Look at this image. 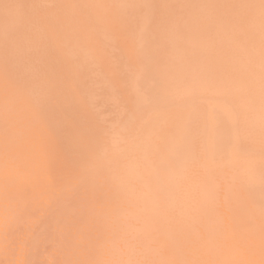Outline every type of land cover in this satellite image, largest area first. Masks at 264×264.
I'll return each instance as SVG.
<instances>
[{
    "label": "rangeland",
    "instance_id": "obj_1",
    "mask_svg": "<svg viewBox=\"0 0 264 264\" xmlns=\"http://www.w3.org/2000/svg\"><path fill=\"white\" fill-rule=\"evenodd\" d=\"M23 1H25V0H23ZM33 1H34V4L32 6ZM44 1H45L43 3L44 5L39 3L40 1L37 3V4H41V8L38 5L39 9H42V7L45 6V7L49 8V11H48V8H44V9H46L45 12L51 13L52 12L51 8H54L53 12L57 11V12H54V14L57 17H59V18L56 17L57 20H56V18L54 20L55 22L58 21L57 22L58 24L57 25L55 24L56 26H54V24H53V26H49V28H51V31L54 28V30L56 31L55 33H57V35H58V36H55L54 31L51 32L50 38L52 41L51 45L53 47L50 46L49 44H47L50 47L49 51L51 52V49L55 48L53 44H56V43L59 44V46L56 45V48L57 49L59 48L60 52H61V50L64 51V53L66 55H64V54L63 55L65 57L68 56L66 61L68 60V58H69V60H70V58H72L71 62L73 64H71L69 62V60L66 63V61H64L65 57L64 58L61 57V53H63V52H61V53L58 52V53H60L59 56L63 59V60L62 59H60V60L64 61V62H62V64L64 65V66L62 65L63 68L61 66V62L59 63L60 64L59 69H57V66H55V64H53V62H51L53 65L48 67V64H51V63H49V61H52L51 57L48 58V56L50 54V52L48 51L49 47H47V45L43 46L42 44H40V47L38 46L39 45L38 42L40 40H43V38L42 39L39 38L40 40L39 41L37 40L38 42L36 41L38 45L36 44V42H35V44L32 42L29 44L30 40L34 42L38 38L36 32H33L37 38L35 39L34 34H33L32 36L34 37L33 38L34 40L29 39V41L27 43L25 42L26 44L24 43V45L25 46L27 44L28 45L26 47L23 45L24 48L22 50L25 51V48L27 49L28 46H31V45L35 46L36 45V47L38 46V48H41L42 52H44L46 50L47 52H49V54L45 51L44 52L45 54L43 57L42 52L40 54L38 51H36L39 53V55H41V57L43 59L42 60L40 58V56L36 57L37 54H36V52H34L35 50H40V49L34 48L35 50H33V47L31 46L29 48H32L30 50H32L33 52L28 51L29 50V48H28V50H26L28 52L25 51V55H26L25 57L26 58L23 60L24 62L21 61V58H22L21 56H20L21 58L19 59V62H21L22 64L26 63V65H27V62H29V61H27V62H25V61L27 59L28 60L31 59L33 61L34 59H32V57L34 55H32V54L34 53L36 59L38 58V61H40V60H42L43 62L46 61L45 64L47 63L46 65H47L48 69H45L46 65L42 64L43 62L41 63V61L38 62L39 63V65H38L37 62H35V61H37L35 59L34 62H32V65L29 64L27 66L30 68H32V66H33L32 72H34L38 68H39L38 71H40V69H42V71H40L41 75H39L40 73L38 71H36V73H34V75H33V73L30 72V70H32V69H29V68H28V70L26 68V71L30 72V73H28V75L25 74V71H23V70H25L24 67H27V66L26 65L24 66V65L19 63L20 66L22 65L21 67L19 66L20 68H22V69H20L22 73H20V72L19 73L23 74V72H24V74L27 75L26 77L24 74L21 75V76H24V79L26 78L25 81H23L24 79H22V77H19V76L17 78H19L20 80L18 79V81H16L17 78L15 77L13 79V77L11 76L12 77L11 80H13V81L15 80L16 83H20L21 88L22 89L24 88L22 91H24L25 87H27L29 85L30 86L27 87L28 91H30L29 88L37 87V85L39 86L40 84L42 86V83H43V88H44L43 91L47 92L48 94L38 93L34 89H33L34 91H32V89H31V92H33L32 94L34 95V97L36 96V98H38V99H39V97L41 98V99H39L41 101V103L39 100H37V102H35L36 101L35 98L32 99L33 107H35V105H36V107H35L36 109H37V107L41 109L40 105L42 106L44 104H47V106L44 105L45 108L42 106V110L38 109V112H37V110H35V108L32 110L33 107L31 105H29L31 103V101L30 102L28 101L29 104H27V106H25L26 104H23V103H25V99L21 98L22 95L20 96V98H19L18 94H17L18 98L15 97L16 96L15 92H18L19 90H21L20 87L18 88L19 85L18 84H16V85L12 84L13 85L12 86L10 84L11 96H12V93L14 95L13 97H10V99H12V98L18 99V102H14V101L10 100L12 103H14L12 105L10 104L11 108H13V105H14V107H16V103L22 107V109H21L22 111H20V113L17 109H14V108L11 109L14 111V116L13 117L10 116V118L12 117L11 119H14V120H11L12 122L10 121V130L11 131L13 129L17 130V128H19V126L21 127V125H23L24 122H22V121L27 120L25 123L28 124V128H29V126H30V128L29 129L27 128V131H26V128H24L25 132H28V130L30 131L32 128L33 129L31 130V132L33 130L34 131L36 130V131L32 132V133L28 132V134H27L28 136L26 135V133L16 131L14 133L13 137L12 136L10 137V138H12L10 140V143H12V144H5L2 140H0V143L2 142L3 146L7 145L8 148H13L12 150H10V153L16 152V154H10V156L12 158H14V159L10 158V160H12V161H10V163H12L14 161L12 164H16V166L15 165H10V166L11 167L15 166V169L10 167L11 171L7 172L6 168H4L2 166V163H0V166H2L4 168L3 171L6 174L4 179H0V181H2L1 183L3 184V186L0 188H1V190H3V188H5L4 192L6 193V194H3L2 196L10 195L8 198H9V200H12V201H9L8 199H6L7 200L6 202H4V203L0 202V206H2V207H0V212H2V213H0V251H1V249H3L0 252V258H2L3 256L7 257L5 259H3V258L0 259V262H1V260H3V261L5 260L6 261V262L4 261L5 263L2 262L3 264H190V263L191 264H264V146H263L264 145V126L261 125V124H264L263 123L264 122V65H263L264 64V41H263L264 40V0H173V3H171L172 0L170 2H169V0L168 1L167 0H156V1L151 0V2H149L150 0H141V2L144 1L142 4L144 6H146L147 9L150 8L152 5V7L148 10L143 9L144 7L139 2L140 0H131L132 1L131 4H130V0L129 1L128 0H126V1L125 0H122V1L121 0H115V2L117 4L114 2V0H111V2L108 0H105V1L104 0H102V1L94 0L95 5H93L94 1L92 2V0H91V2H92L91 4L93 6V8L91 7V9H93V11L90 10L91 4L89 6V2H87L88 0L85 1V2H87L85 6H84V4H81L84 0H81L82 2L80 0H78L77 2H76V0L75 1L71 0V1L76 2L75 4L79 3L82 6L81 5L77 6L74 3L71 4L72 2L68 0L69 6H71V7H72V5L77 6V8H75V7L70 8L69 7L70 12L68 10L63 9L64 3L66 1H63L64 2L63 4L61 3L60 8L56 7L57 3H55L56 5L53 4V6H55V7H53L52 5H51V7H49L50 2L48 0H44ZM118 1H120L121 3ZM160 1L161 2L165 1L163 3V5L165 6L167 13H165V11H164L165 9L155 8V7H158L157 2L160 3ZM41 2H43V1H41ZM48 2H49V4H48ZM102 2H104V3H102ZM126 2H127V4H126ZM155 2H156V5L154 6ZM168 2L170 3V5L168 4ZM177 2H178V4H177ZM11 3H12V5L10 4V6L16 7L17 10L20 9V8H18L19 5L17 4L16 0H11ZM14 3L16 5H14ZM18 3H20L19 0H18ZM99 3H101V4H99ZM28 4L31 7H27ZM37 4L35 3V0H29V1L26 0V3H24V5L26 7L27 13L24 12L23 15H21V14L19 15L18 11H20L19 13L25 11L24 9H23V11L20 9L18 11L16 10L17 12L15 11L16 13H13V15H11L12 12H14V11L10 10V14H7L9 16L5 15V18H4V15H3V17L0 18L1 24L4 23V21H6L5 22L6 26L3 28L4 30L5 29L9 30L8 27H10V29H11V27L13 29L14 28L16 29L17 27H14L15 25L21 26L20 29L22 31H20L18 28L16 29V31L12 30V29L10 30V34H12L15 31L12 35H10V38L15 36V38H12L14 40V41L12 40L14 44H16V45L20 44L21 40L25 38V36H22L23 38L21 39V36H19V35L27 34L29 36L31 31L38 30L37 28H39L40 25H41L40 28H42L43 23L40 24L39 19L44 18L42 16H44L43 13H45V12H44V10L39 11L38 7L36 6ZM66 4L67 3H65L66 9H68V5H66ZM103 4L107 5L110 8V10L108 9L107 6H106V8L104 7V9H106V10H104V9L102 10L101 8L104 6ZM128 4L130 6L132 5V7H130ZM160 4H162V3H160ZM238 4H239V6H238ZM21 5L22 4H20V6ZM34 5L36 6L35 10H34ZM115 5H117V6L120 5V7L115 8ZM125 5H126V9H125ZM217 5L222 6L223 9L222 10H213V9L219 8V7H217ZM57 6H59V5H57ZM61 6H63V8H61ZM96 6L98 7V10L100 9V11L102 13L101 12L99 13V11L97 12ZM99 6H101V7H99ZM139 6L142 8H140ZM166 6H167V8H166ZM25 7H23V8H25ZM83 7H84V9L81 10ZM112 7H114V8H112ZM153 7H154V9H153ZM168 7H169V10H168ZM27 8L28 9L30 8L29 13H28ZM31 8H32V11H31ZM36 8H37V11H36ZM73 8H75L76 10H73ZM78 8L80 9L79 11H78ZM95 8H96V13L97 14L99 13L98 15L101 16V18L103 17L102 19H104V22L107 23V25H109V27L114 25V24L110 25L108 23L109 22L111 23L110 19H112L115 16L116 17L112 19L113 22L115 21L116 18H117L116 20L118 21L117 22L118 24L121 21L122 22L120 23V25L118 27L117 26H114L115 28H113V26L111 28L108 27V29L110 30V32H109L106 24L101 25L100 21L102 22V20L98 19L100 17H98L96 15V13L94 12ZM139 8L141 9V11L145 10L147 13L149 12V14L146 13L147 14V16H146L145 11L143 13V11L141 12ZM58 9H60V10H58ZM113 9H115V10L119 9V11H115ZM120 9H121V12H120ZM127 9H128V11L130 10L129 12L132 14H130L127 11ZM152 9H153V11H152ZM158 9L162 10L161 11L162 20L158 16L160 14V10H158ZM112 10H113V12H112ZM65 11H67L68 13L74 12L71 15L72 17L71 16L69 17V18H71L69 20H71L72 22L74 21V20H72V18L74 19L76 17L75 20H78V18H81V20L79 19L80 22L77 21L78 23H74L76 25H74L70 21V26L73 27L72 31L75 30L76 34L78 32V35H75V36L81 37V34L84 36L83 32H85V35L87 34L86 37H89V38L85 37L86 41H85V39L81 41V45L84 41V43H83L84 49L83 50L85 51V53H86V50L88 47H91L94 42L96 43V41H97L96 36L98 37V35L100 34L99 40L101 41V43L103 42L102 44L100 43L101 44L100 50H101V47L102 48L104 47V49H102L101 51L98 49V51H100L102 53H100V52L95 53V50L93 53V52H91L92 50H90L92 48H90L89 49L90 52L87 51V55L85 53H83L84 56H89L88 55L89 53H92L93 55L96 56L97 54L100 53L102 55L104 54L103 57L104 56L106 57L107 53L105 51V53H106L105 54L104 50L111 48L110 51L107 50L110 57H106V60L104 59L105 62L102 60L103 59V57H101L102 55H99V56L97 55V57L94 56L95 58L92 56L89 57V58H91V61H93L92 58H94L96 60V62H97V59H99L98 57H100L101 58L100 60L103 62H101V61H100V63L97 62V63H99V65L100 64L102 65V63H106L109 59L108 63H106L107 65L104 64L105 68L108 67L107 71H105L106 69H104L102 67L103 65L99 66V68L100 67L102 68V73H103V71L105 74L110 73V74H108L109 76L107 75L108 77L107 76L105 78L102 77L104 82L102 81L103 84H101V82H100L101 77L99 76V78H100L99 79L97 76V75L101 74V72H99V70H101V69L98 68L99 70H96L95 66L97 63H95V61H93L94 63L92 62L94 64V67H95L94 70L96 71L95 74H93L94 75L93 77L97 76L96 79L95 78L94 79L97 81L99 79L100 81H98L99 83L98 82L95 83V81L93 80L92 81L93 83H91V85L93 84V86L87 85V86H89V88H88L89 93L91 92L90 88L93 89L94 86L96 88H98V92H99V88L101 89L99 93H101V92L102 93L108 92V93H104V95L101 96L102 93L101 94L96 93V95H95V93L91 94L92 93L91 92L90 94L93 95V98H91L92 96L89 93H87L88 92L87 87L85 89L86 85L82 86V88H84V90H87L86 95H85V93H84L85 91H84L82 93L84 95H82V96H84L85 98L87 95H89V97L91 96L90 97L91 100H88V101H91V102H89L91 107H89V104H86L87 103L86 99H84L86 105L84 104L83 100H81L83 97H81L80 100L78 99V98H80L78 95L81 94V92L79 91V89H81L80 84L83 81L86 84L90 83L91 81L88 79L90 82H85V81H88L87 78L89 77V75L86 76V74H83L84 72H82V70H80L81 72H79L78 65H81L82 63H85V65H88V64H86V61H83L81 53L79 54V55H81V57H78V59H77V60L81 59L80 60L81 62L78 61V62H80L79 64L76 62V56L78 54L79 49H80V52H83V50L81 51L82 46L80 45V41H78L77 44H79V46H81V48L79 46H77L78 51L75 52L76 48H75L74 52L72 51L73 46L77 45L76 43L75 44L73 43V42H75L74 35H73L75 32L72 33V31H71L72 27H69V26L68 27L70 29L67 28L68 31L70 30L69 32L67 31L68 34L65 31L66 25H68V24H66L67 21L65 19L67 18V15L69 16V14L68 13L66 14ZM109 11H111V12L109 13ZM114 11L116 12L115 15H114V13H115ZM154 11H156V12H154ZM32 12H34L35 14L33 13V15H32ZM40 12H43L41 17H40V15H41ZM79 12H80V14H79ZM84 12L85 13L88 12V13L85 14ZM93 12L96 15L94 18H96V20H98L99 22L96 20L93 21L94 18L91 19V17H93V15H94ZM151 12H154V13L151 14ZM162 12H164V14H167V15L170 14L169 17L166 16V18H163L164 14ZM89 13H91V14L89 15ZM119 13H120V15H121V13L123 14V15H121V17L123 18L122 20H121ZM134 13H135V15H134ZM141 13H143L142 14L143 17L141 15ZM156 13L158 15H156ZM0 14H1L0 16H2V14H6V13L3 12ZM17 14H18V16H17ZM27 14L32 15L30 17L34 21H35V19H38L37 21H39L38 22L39 26L35 27L36 30H35V28H33V26H32V28H33V30H32V28L29 24L30 21L29 22L26 21L30 18L29 17V18L25 19L26 16L28 17ZM38 14H39V18L38 17L34 18V15L38 16ZM82 14H84V15H82ZM106 14L111 15V16H106L108 18L110 17L109 20H108V18L105 17ZM112 14H113V16H112ZM137 14H139L140 16H138ZM154 14L156 15L157 18L155 16L153 17ZM193 14H194V17H193ZM14 15L17 16L16 23H14L16 20V17H11ZM24 15H26V16H24ZM86 15L87 16L89 15L90 17L89 16L87 17ZM129 15L130 16L132 15L131 18H129ZM174 15H176V16H174ZM84 16H86V17H84ZM126 16L128 18H126ZM151 16H152V18H151ZM170 16H171V18H170ZM181 16H183V17H181ZM8 17H11V18H8ZM21 17H22L21 20H23L22 24L19 20ZM61 17H63V18H61ZM2 18H4V19H2ZM83 18H85V21H87L90 18L91 23L92 22L97 23L95 26L97 28V31H96V29H94V30L97 33L99 32L98 35L94 32V36L92 38H90L92 36L91 29L95 28V27H91V26H93L95 23H93L92 25L90 24L91 26L88 29L90 31H87V29L85 30L83 25H85V27L87 28L89 26L90 22L88 23V21H87L86 24H82L83 22L81 23V21H84ZM8 19H10V20H8ZM24 19H25V22H24ZM58 19H60V21ZM61 19H62V21H61ZM127 19H128V21H127ZM131 19H132V21H131ZM159 19L161 21H159ZM33 20H31L32 21L31 25H34V24L37 25V23H35L37 21L33 22ZM63 20L66 21V23H65L66 25H61L62 23H64ZM105 20L106 21L108 20L109 22H106ZM156 20L159 22H157ZM168 21H170V23ZM26 22H28V26H27ZM59 22H61V23L59 24ZM127 22H128V25H127ZM139 22H140V24L142 22V25L145 23L146 26L145 25H143V26L138 25ZM154 22L156 23L155 26L157 27L156 30H158L160 27H163V25H165V29H163L162 32H161L162 28H160V31H158V32L157 31L151 32V30H153L152 27L155 24ZM161 22H163V23H161ZM24 23H26V24L22 28V25ZM98 23H100V26L102 28L99 29ZM117 23H115V25H118ZM130 23H131V27H130ZM148 23L151 24V27H149L147 25ZM12 24H14V26ZM71 24H73V25H71ZM87 24H88V26H87ZM122 24H124V25H122ZM134 24H135V28H134ZM158 24H160V27L158 26ZM181 24H182V26H181ZM48 25H47V27H48ZM125 25H126V27H124ZM2 26H4V24H2ZM63 26L65 27V30L62 28ZM127 26L130 27L132 30L130 28H128ZM207 26H209V27H207ZM27 27H29V28H27ZM55 27H56V29H55ZM76 27H78V28L83 27V28H80L82 30L77 29L78 30L77 31L75 29ZM116 27H117V29H116ZM146 27L149 29H146ZM179 27H180V29H178ZM24 28L26 30L31 28V31H27L25 33ZM103 28H105L107 31ZM122 28L129 35L125 31H123ZM136 28L139 29V30L137 29V32L139 33L137 35H136L137 32L133 31V29L135 30ZM114 29L116 31H114ZM121 29L123 32V37L125 39L122 37V35L120 37L118 36L119 32L117 30H120V32H121ZM128 29H129V32H131V31L132 32L129 33ZM175 29H176V31H175ZM17 30L20 32H24V33L20 34L18 32L19 35H18V33L16 35H14L17 32ZM100 30L102 31V33ZM103 30L107 33H104ZM140 30H142V32ZM149 30L152 34H150V32H148ZM168 30H169V32H171V34L168 32ZM225 30H227V31H225ZM61 31L66 32V35L64 32H62V35H65L64 37L60 36ZM199 31H201V32H199ZM217 31H218V33H217ZM28 32H29V34H28ZM59 32H60V34H59ZM80 32H82V33L79 34ZM113 32H114V34H113ZM134 32H136L135 36H134ZM143 32H145V35ZM159 32H160V34H157ZM166 32H167V34H166ZM89 33H91V34H89ZM222 33H224V34H222ZM71 34L73 35L72 36L73 40L72 39L69 40V38H68L69 36H71ZM88 34H89V36H88ZM102 34L104 37H102ZM120 34H122V33H120ZM154 34L160 40L159 39H156V41L153 40V37L155 39V36H153ZM17 35H18V38L20 37V39H18L20 41V43L17 42L18 40H16ZM51 35H53V36L51 37ZM142 35H144V36H142ZM108 36L110 38H113V40L108 38ZM131 36H132V39H131ZM146 36H148V38L145 39L144 37H146ZM65 37H67L65 39V41L67 40L66 44L69 41V43H68L69 46H72V47H69V48H72V49H70L72 53L69 52L68 48H66L67 47V46H65L66 44L62 45L63 49H62V47L60 49V44H62V43H59V42H64L62 39H64ZM77 37H75V38L78 39ZM80 37H79V39L81 40ZM101 37L103 38V41H102ZM133 37L138 38L137 39L138 41L137 40L134 41L135 39ZM58 38L61 41H58ZM94 38L96 41L94 40V42L92 43V41L90 40V42H89L88 39L93 40ZM55 39H56V41H55L56 43L53 41ZM107 39H110V40H107ZM121 39L124 41H122ZM147 39H149V40H147ZM15 40H16V42H15ZM87 40H88V43H87ZM115 40L117 41L116 43H115ZM119 40H120V42H119ZM125 40L128 43H126ZM130 40H131V43H129ZM142 40H144V42ZM157 40L159 42V43H157L158 46L155 43V42H157ZM100 41H97V43H99ZM106 41H107V43H106ZM112 41H113V43H112ZM121 41L126 43L125 45L128 49L123 48L124 47L123 43H122L123 47H121V49H120V46H122L120 44ZM153 41H155V42H153ZM71 42H72V44H71ZM135 42H138V43L135 44ZM233 42H235V43L233 44ZM91 43H92V45H91ZM97 43L94 44V46H96ZM105 43H106V45H105ZM109 43H110V45L113 44V45H111L113 47H109L110 46V45H108ZM114 43H115V46H114ZM160 43H162V44H160ZM237 43L239 45H237ZM87 44H89V46ZM134 44H135V46L138 45L137 48L135 49V50L138 49L137 50L138 52L134 50L136 53L133 51ZM143 44L146 47L148 45V47H149L148 53L149 54L147 53V51L144 50L146 52V54H145V52L143 50H141V49H145L144 48L145 46H143ZM116 45L119 46V49L122 52L118 51L119 49ZM204 45H205V47H204ZM42 46H43V48L45 47L46 49L44 50L42 48ZM64 46H65V50H64ZM86 46H87V48L85 50ZM130 46H132V47H130ZM78 47H79V49H78ZM105 47L107 49H105ZM114 47H117V48H115V50H114ZM129 47L131 50H129ZM158 47H159V49H158ZM139 48H140L141 52H140ZM124 49L126 51H123ZM256 49H258V50H256ZM96 50H97V48H96ZM239 50H241V51H239ZM65 51H67V52H65ZM150 51L152 54L150 53ZM110 52L111 53L114 52L115 59L111 58V57H113V53L111 56ZM123 52H124V54H123ZM158 52L160 54H158ZM23 53H20V54L22 56H24ZM27 53L31 54L32 57H30V59L28 58ZM73 53L75 54V57L73 56ZM115 53H117V54H115ZM118 53H120L122 59H121V57H119L120 55ZM131 53H133V59L131 57L132 56ZM262 53H263V55H262ZM92 54H90V55H92ZM45 55L46 56L48 55V56L46 57ZM122 55H124V56H122ZM171 55H173V56H171ZM146 56H147V58H146ZM35 57H33V58H35ZM126 57L129 59L126 60ZM130 57H131V61L129 62ZM134 57H135V59H134ZM44 58H48L49 60L47 59L44 61ZM73 58H75V61H72ZM110 58L112 61L110 60ZM137 58H138V60H137ZM188 58H190V59H188ZM116 59H118V60L120 59L119 60L120 62H118V60H116ZM123 59H125L124 62H126V61H128V62H126L124 64L121 63V61H123ZM31 60H30V62H31ZM86 60L90 61L88 58H86ZM114 60H116V61H114ZM132 60L133 61L135 60L134 62L136 63L135 65L137 67L135 68V65L131 64L132 67L130 69L129 66H131V65H129V63H133ZM153 60H155L156 62ZM91 61H90V63H91ZM223 61H225V62H223ZM33 63H35V64H33ZM74 63H76V65L77 64L78 65L75 66ZM90 63H89V65H90ZM40 64L43 65V67L41 66L42 68L40 67ZM66 64H70V67H72V68L76 67V69H77V67H78V70L76 71L73 68V70H75V72L72 73L73 70H71V68H69L67 65V69H70L68 71H71V72L68 73V75H66V76H68V77H66V79L68 78V80H69L68 85L70 84L71 90L66 89V91H64V88H63V91H62V89H61L62 86L64 84H65L64 86H66V84H67V81H66V83H63V82H65L64 75L66 73L63 75V79L61 78V80H60L59 77L61 76V73L63 74L64 71L67 70V69L64 70V68H66L65 67ZM126 64H127V66H125ZM259 64H262V65H259ZM71 65H73V66H71ZM160 65H161V67L163 66L167 70L165 69V71H164L163 67L161 69ZM34 67H35V69H34ZM83 67H86V66H83ZM91 67H92V69L94 68L93 65H91ZM97 67H98V65H97ZM113 67L116 69H117V67H119V68L121 67V68H125V69H124V71L122 69L121 72L119 69H117L119 73L116 70V73L112 74L113 72H115V69H113ZM43 68L46 71L43 70ZM49 68H51V70ZM60 68H62L63 71ZM90 68H89V70H90ZM55 69L59 70V72L61 71L60 73H58V74H60L58 77H57V75H58L57 70H55ZM80 69H82V67ZM111 69H113V70H111ZM127 69H128V71H127ZM54 70H55L57 75L53 74ZM94 70H91V71L94 72ZM174 70H176V71H174ZM111 71H113V72L111 73ZM125 71H127L129 74L127 72L124 73ZM130 71L132 72V75H131ZM156 71H157V73H156ZM162 71H164L165 74ZM166 71L169 72V75H168V72H166ZM42 72H44V74L45 73L47 74V72H49L50 75H53L56 78H54L53 76L50 77V75H49V77H47V75L45 74L47 77L46 78L45 75L42 74ZM77 72H79L80 75H78L79 73L77 74ZM86 72L88 74L90 73V72H88V70L87 71L85 70V73ZM122 72H123V74H122ZM97 73H99V74H97ZM104 73H103V75L101 74V76H105ZM117 73H118V75H117ZM29 74H30V76L31 75L33 76V77L31 76L30 79L28 78ZM81 74H83V75H81ZM115 74L117 75V77L119 76L118 80H117V77ZM127 74L129 76H127ZM76 75L79 78L81 76L80 79H82V80L84 79V80L83 81L81 80L82 81L81 83L77 82L78 78L77 77H76L77 79L75 78ZM111 75L115 76L114 77V79L116 78L115 82L118 81L116 83L120 87L117 86V84H115L114 79L112 78ZM125 75H126V77H125ZM133 75H135V76H133ZM36 76H39V78ZM41 76H42V79H41ZM69 76H70V79H69ZM173 76H174V78H173ZM175 76H176V78H175ZM93 77H91V79ZM50 78L55 79L54 82H57L55 84L59 85L60 88H58V89H59V91L61 89L62 94H63V92L64 93L66 92L65 95H67V92H71V94L69 93V95H71V96H69L70 100L72 98V95L74 96V94H75L76 97H73L74 98L73 101H75L74 103H76V102L79 103L81 101L83 102V103L81 102L82 106L80 105V103L78 104V106H80V108L78 109V106H74L75 108H70L69 106L73 107L74 103H71V101H69L70 103L68 105V109L70 108V111L75 112V113L68 114L70 111L67 110V105L65 107V109L67 110V114H66L65 109H62L64 111V113L66 114V116L67 117L69 116L68 119L67 118L65 119V120H68V123H67V121L63 122V124L65 123L64 124L65 126L58 123L56 126L52 127L53 122H51V125H50V119H53V115L56 116L57 113H59V111H60L59 108L62 105V101H64V100L61 101V98L63 99V95L61 98L59 97V96H61V93H60V95L58 94V96H57V94H55L57 92L56 91L57 88L54 90V93L52 92L54 89L53 87H55L57 85L52 83L53 80L49 82ZM57 78H59V79H57ZM107 78H109V80L112 79L114 83L109 81ZM31 79L34 82L36 79L37 83L35 82L36 84L34 85V82L31 83L32 82ZM40 79H41V81H40L41 83L38 81ZM75 79H76V81H75ZM58 80H60V82H61L60 84L63 83L62 86L59 84ZM62 80H64V81H62ZM72 80L75 81L74 84L71 83V82H73ZM105 80H106V82H105ZM19 81L26 83V84H22V85H24V87L21 85V82H19ZM78 81H80V80H78ZM15 82H13V83H15ZM27 82H28V84L29 83L30 84L27 85ZM153 82H154V84H153ZM175 82H176V84H175ZM44 83H46V84L49 83V84H47L48 85L47 88H48V90L51 89V91H48L47 89H46L47 91H45L46 85H44ZM77 83L79 84V86L77 85ZM84 83H82V84H84ZM122 83H124V84H122ZM31 84H33L34 86H31ZM53 84H54V86H53ZM68 85H67V87H69ZM73 85L75 88H72ZM96 85H98L99 87H97ZM115 85L117 87H115ZM125 85H126V87H125ZM41 86H39L38 88H40ZM111 86H112V88L115 87V90H117L118 92H116L115 90L113 91L114 88L113 89L111 88L112 92L109 93L111 91V89H110ZM13 87H16V88L14 89ZM121 87H123V89H121ZM106 88H108V90ZM12 89H14L13 90L14 92L12 91ZM72 89L74 92L72 91ZM74 89H77L78 92ZM103 89L104 90L106 89V90L104 91ZM126 89L128 92H126ZM27 90H25L24 94H23V95H26L25 98H27V96H29V94H30V96L28 97L29 99L28 98L26 99V103H27V100H31V98L33 97V95H31V92L28 93ZM93 90L95 92V89H93ZM81 91H83V90H81ZM131 91H132V95H134V96L131 95ZM25 92H27L28 95ZM113 92H115V93L113 94ZM162 92H163V94H161ZM50 93L52 94V96H49V95H51ZM76 93H79V94H76ZM117 93L118 94L120 93L119 96H121V97H118ZM53 94L55 96H53ZM105 94L108 95L109 97L106 96ZM109 94L112 96V98ZM122 94L123 95L125 94V95L123 96ZM40 95H43V96H40ZM94 95H95V97H94ZM115 95H117L116 97H118V98H115ZM152 95H156V96L154 97ZM44 96H45V98H43ZM125 96L127 98L128 97L129 98L127 99V98H125ZM52 97L58 98V99L55 98V100L60 99L61 104H60V106L57 105L58 106L57 109L54 107L55 100L54 99L52 100ZM69 97L67 95V98H69ZM97 97H98V99H97ZM100 97H102V99ZM103 97H105L104 100H103ZM47 98L50 101H48ZM75 98H77V99H75ZM106 98L107 99L109 98L110 100L109 99L107 100ZM119 98H121V99H119ZM159 98H161L162 100ZM16 99H14V100L16 101ZM20 99L22 100V102L23 101L24 102L23 103L21 102L19 104ZM42 99H45V100H42ZM64 99H66V97ZM95 99H96L97 103H94V104H98V102L102 103L100 105L98 104L99 107L101 106L103 108L102 110H101V107L99 108L97 105L93 104ZM99 99L105 101L106 103L103 101H100ZM133 99H136V101H134ZM67 100L68 99H66V101ZM42 101H44L46 103H44ZM34 102L36 103L35 105H34ZM38 102H39V104H38ZM42 103H44V104H42ZM56 103L59 104L58 101H56ZM77 103H76V105H77ZM21 104H23L26 109ZM52 106L54 107V109ZM63 106L64 105H62V107ZM95 106L98 108H95ZM46 107H47V109H46ZM83 107H85L86 110ZM23 108L25 111L23 110ZM27 109H29V111ZM71 109H73V110H71ZM74 109H76V110H74ZM82 109L84 111H87V112H85L86 118H84L83 113L80 112V111H83ZM87 109H89V111H91V112H89ZM46 110H48V111H46ZM50 110H52V111H50ZM95 110H97V112H95ZM99 110H100V112H98ZM30 111H34L33 114L30 113ZM21 112H25V113H22V116H24V115L26 116L28 114L27 117L20 116ZM41 112L44 113L45 116ZM50 112L53 115L50 114ZM79 112L81 114H79ZM17 113H19V116ZM61 113H62V111H61ZM76 113H78L80 116L76 115ZM102 113H104L105 115ZM29 114H32V115L29 116ZM34 114H36V115L34 116ZM73 114H74V116L75 115L78 116V118L76 116L74 118ZM48 115H50V116H48ZM51 115H52V117H51ZM89 115L91 118L88 117ZM95 115H97V116H95ZM31 117L34 120H31ZM48 117H49V120H45L46 118L48 119ZM79 117L80 118L82 117V118L79 119ZM96 117L97 118L99 117V119H97ZM55 118L56 117H54V119ZM95 118H96V121L98 120L97 124H96ZM16 119H17V121H16ZM54 119L52 121H54ZM57 119L60 120V118H58V116H57ZM82 119L83 120L85 119L86 121L85 120L83 121ZM37 120H38V122H37ZM43 120H45V121H43ZM72 120L76 121V122L72 123ZM79 120L82 121V125L80 124L81 121L78 122ZM34 121L39 126H36ZM88 121H90V122H88ZM39 122H41V123H39ZM55 122H56V119H55L54 123ZM58 122H60V121H58ZM84 122H86V123L84 124ZM92 122L94 123V125L92 124ZM11 123H13V124H11ZM15 123H17V124H15ZM42 123H43V125H42ZM66 123H67V125H66ZM76 123H79V124H76ZM89 123H91V124H89ZM68 124L69 125L71 124V125L69 126ZM74 124H75V126H73ZM87 124H89V125H87ZM31 125H33V126H31ZM34 125L36 126V129H35ZM76 126L80 127V129ZM89 126H91V127H89ZM98 126H100L101 128ZM55 127L56 128L59 127V129H62L63 127L64 128L62 130H58ZM70 127H72L71 130H69L71 133L67 131V129H70ZM53 128H54L55 134L58 131L59 132L64 131L66 128L67 138L64 139V138H62L61 135L59 136V138L61 137L62 140H65V141H62V143L59 142V138L57 136V134L59 135V132L56 134L57 137L55 135H53V138L50 139V133H52V132H50L49 130L53 131L52 130ZM96 128H98V129H96ZM102 128H104L105 130H103ZM72 129L76 130V132ZM95 129L97 130V132ZM85 130H87V131H85ZM88 130L90 132H88ZM36 132H38V133H36ZM33 133H35V134H33ZM30 134L32 136L33 135L34 136L32 137ZM71 134L73 135V137ZM78 134H80L81 136ZM35 136H37V139H39L38 144L40 145V148H39V145L37 144ZM41 136H43L44 140L42 139ZM16 137L19 138V140H16ZM55 137H56V140H54ZM76 137H77V139H74ZM84 137H86V138L83 139ZM140 138H142V139H140ZM153 138H154V140H153ZM82 139H83V141L86 140L87 143L86 142L83 143ZM92 139H93V142H91ZM12 141H14V142H12ZM39 141L41 143H39ZM66 141H68L69 143ZM98 141H100V142H98ZM94 142H96L97 144H95ZM43 143H46V145H47V146L46 145L44 146L45 148L43 147ZM98 143H102V144L98 145ZM66 144H68V145H66ZM2 145H0V147ZM75 145H77V146H75ZM91 145H92V147H91ZM108 145H110V146H108ZM50 146L51 147L56 146V148L52 147V148H54V149H52ZM66 146H67V148H66ZM68 146H70V147H68ZM133 146H136V148L134 149ZM21 147H23L24 149L26 148L27 150L25 149L23 151L22 150L23 148L21 149ZM46 147H48L47 149H49V148L52 149V151L51 150H47V151L52 152L55 155V156L53 155L55 157V159L50 152L48 153L46 151ZM74 147L76 149H74ZM78 147H79V149H78ZM57 148H59V149H57ZM60 148H61V150H60ZM64 148L66 149L65 151H64ZM89 148H91V150ZM43 149L45 151H43ZM80 149L81 150L84 149V151L83 150L81 151ZM21 150L24 153H22ZM53 150H55V152H53ZM74 150H75V152H74ZM18 151L20 152V154H23L24 157L23 156L21 157V155L18 156L17 155ZM26 151L28 152L27 153L28 155L25 154ZM46 152L48 155H51L52 157L48 156L47 154L45 156L44 154ZM57 152H59L60 155ZM68 152H71V153H68ZM29 153L30 154L33 153L34 156H38V155H40V156H38L39 158L34 157L33 155L29 156ZM78 153H79V155H77ZM4 154L6 155L5 152H4ZM107 154H108V157L106 156ZM150 154H152L154 157H150L151 156ZM13 155H15V156L17 155V157H15ZM25 155L27 156V158L29 157L28 161H26L27 159H26ZM104 155H105V157H104ZM32 156H33V158H32ZM62 156L65 158L63 159ZM85 156H87V157H85ZM156 156L158 157V159H156ZM0 157H2L1 151H0ZM45 157L47 158V160H49L48 162H50L51 164L48 165L47 160H45L46 159ZM48 157H51L52 160H51V158H48ZM16 158H17V160H16ZM34 158H37L38 160H36ZM89 158L91 159V161ZM147 158H151L153 160V162L150 161L151 159L149 160ZM56 159L59 161V163ZM82 159H84V160H82ZM103 159L106 161L105 165L103 164L104 163ZM30 160H36V163L34 161H30ZM42 160H44V161H42ZM108 160H109V162H108ZM37 161H39V163L41 162L40 163L41 166ZM45 161L47 164H45ZM95 161H96V163H95ZM27 162H31V164H29ZM99 162L103 166H101ZM32 163H33V166H31ZM37 164H38V166H36ZM57 164H60V165H57ZM106 164H107V166H106ZM29 165H30V167H29ZM64 165H66V167ZM24 166H27L28 169H26V167L24 169ZM88 166H89V168H88ZM90 166L93 168H91ZM32 167L35 168V172H34V168H32ZM37 167L40 169V171H39V169H36ZM43 167H45L46 169H48L50 167L49 169L52 171H50L49 169H48V171H50L51 177H50L49 172L47 174L46 169L45 170L42 169ZM102 167H104V173H103ZM107 167H109L110 169H108ZM17 168L20 170L19 171L20 174L16 173V171H14V170H17V172H18ZM29 168L33 169V171L29 170ZM0 169H1V167H0ZM90 169H92V171ZM0 171L2 172V170H0ZM41 171H42V173L44 172L43 173L44 175H42V173H38L39 176L41 177V179H40V177L38 176V174L36 172H41ZM96 171H97V174H96ZM33 172L36 173V175H33L34 174ZM114 172H115V175H114ZM157 172H161L160 174L163 176H160V174H158ZM135 173H137V176L140 177L139 179L136 178L137 176H134ZM116 174H117V176H116ZM143 174H145V175L143 176ZM90 175L92 177H90ZM123 175H125V178ZM128 175H132V176H129L130 180H132V182H129L130 181L129 179L127 180V178H129ZM158 175L160 177H158ZM164 175H165V177H164ZM221 175H222V177H221ZM54 176H55V179H54ZM85 176L90 177V179L94 178V180H90L88 177H85ZM96 176H98V177H96ZM8 177H10L11 179L14 178V179H12V181H16V182L10 183L12 181ZM57 177H59V178H57ZM99 177L101 179H99ZM114 177L116 178L115 180L113 179ZM120 177H122L124 181L121 180L122 178L120 179ZM131 177H133V179ZM144 177H147V178H144ZM6 178L8 180H6ZM105 178L108 180H106ZM188 178H190V179H188ZM29 179L31 182L28 181ZM86 179H88V180H86ZM102 179L105 181L102 182L101 181ZM185 179H187L188 181H186ZM4 180L7 182H5ZM158 180H160V181H158ZM166 180L167 181L170 180V183L169 182L168 183L171 185H173L175 182L176 185L175 184L174 185L176 187L174 185H173V187H171V185H169L167 182H165ZM191 180H192V182H191ZM19 181H20V183H19ZM26 181H28V182L26 183ZM81 181H84V182H81ZM121 181H123V183ZM138 181H140V182H138ZM29 182L31 185L28 184ZM44 182L46 183L45 186H43V185L40 186V183L44 184ZM71 182H73V183H71ZM98 182H99V184H98ZM116 182H118V183H116ZM1 183H0V185H2ZM16 183H18V185H16ZM89 183H90V186H89ZM132 183L134 186L132 185ZM181 183H183V185L185 184V186H184L185 190L184 189L181 190L182 189L181 185H180ZM188 183H190V185H188ZM7 184L10 186L16 185V187L17 186L18 187L17 188H15V186L10 187ZM26 184H27V187H26ZM86 184H88V185H86ZM177 184H179V185L177 186ZM33 185L35 187H33ZM37 185L40 187H38ZM91 185H95V187L91 189V187H93ZM98 185H101V186H98ZM187 185H188L189 189L186 188ZM30 186H31V188H30ZM87 186H88V188H87ZM191 187H193L194 191L193 192L191 191V193H190L189 190H192ZM11 188L12 189L15 188L14 194H13V190ZM86 188H87L88 192H87ZM194 188H197V190ZM9 189H11V190L9 191ZM30 189H32V190H30ZM73 189H74V191H73ZM89 189H91V192H89ZM1 190H0V194H2V192H3ZM6 190H8V191H6ZM33 190L35 193L36 192L39 193L40 191H41V193L38 194L39 196L37 195V193L35 195ZM51 190L53 192H50ZM55 190H57V193L55 192ZM77 190L81 191V192H78ZM15 191H17V192H15ZM182 191L183 192L185 191L186 194L183 193ZM196 191H197V193H196ZM8 192H11V194H8ZM178 192H179V194H178ZM16 193H18V194H16ZM26 193H27V195L24 196V194H26ZM49 193H50V196H49ZM73 193H74V195H73ZM78 193L82 197V198L80 197L81 199L79 198ZM89 193L91 196L89 195ZM187 193H190L189 196ZM192 193L194 196H195V194H197V196L191 197L190 195H192ZM86 194H87L89 200L87 198H85ZM180 194H182V195L180 196ZM43 195H45V196L43 197ZM185 195L188 197H186ZM2 196L0 195V201H5V198H7V197H2ZM92 196H93V198H92ZM178 196L181 198H179ZM183 196L186 199L183 200L182 199ZM90 197L92 199H90ZM23 198H25V199H23ZM42 198H43V200H42ZM45 198L48 200H45ZM1 199H3V200H1ZM84 199H85V201H84ZM86 199H87V201H86ZM181 199L183 200V202H181L182 201ZM75 200L78 203L74 202ZM179 200H181L179 202V204L181 203L182 205L178 204ZM71 201H72V203H71ZM80 201H82V204ZM47 202H49V203H47ZM61 202H63V203L61 204ZM95 202H97V203H95ZM44 203L46 206L43 205ZM79 204H81V205H79ZM92 204H94V206L96 205L95 207L97 209L95 207L92 208V206H91ZM191 204L195 206V207L193 206V208H195V210L191 209L192 208ZM197 204H198V206H197ZM76 205H77V208H76ZM189 205H191V208L189 207ZM64 206H66V207H64ZM86 207H87L86 210H88L89 212H87L85 210ZM104 207H106V208H104ZM107 208H108V212H107ZM197 208L199 210H197V212H196ZM93 209H95L96 212ZM189 209H190V211H189ZM6 210H8V211H6ZM83 211H84V213L80 214ZM85 211L88 214H90V215H88L86 213V215L88 216V217H85L86 219L84 217H82L85 215ZM187 211L189 213L193 211L194 214H192V213L189 214V213H187ZM78 212L80 215H82L81 217H79L80 215H78ZM97 212H98V214H97ZM109 212H111L112 214L109 215ZM161 212H163V214L169 213V217H168V214L165 215L168 217V218L166 217V220L164 217L163 220H165V221L162 220L163 214ZM182 212H185V214L188 215V217L185 216V218H184L185 214H183ZM9 213H10V215H9ZM74 213H76V214H74ZM93 213H95V214H93ZM170 213H171V216H174V215L175 216L173 218H171ZM73 214L75 215L74 216L75 218H73ZM6 215H8V217ZM99 215L102 216V218ZM107 215L110 217H108ZM89 216H91V217H89ZM103 216H104V218H103ZM106 217H108V218H106ZM177 217L179 218V221L182 220L181 223H184V224L179 225L178 224L179 221H178ZM89 218L94 223L89 221L88 220ZM94 218H96V219L94 220ZM169 218H170V220L173 219L171 221L172 225H173V223H176L175 220H177L178 221L176 223L177 226L179 225L182 227V226L186 225L185 228L187 227L186 228L187 230L193 227V230L191 229L189 231V234L192 232L194 237H192L193 236L192 235L191 237L189 236L190 237L189 238L188 237L189 234H188V232H186L187 230L186 231L183 230V232H186V234H188V235H186L184 233V236H183L182 229H184V227L181 228V232H179L180 230L176 227L174 228V225H173V229H174L173 231L171 230L172 225H167L168 228H171L168 230H169V233L172 234V237L170 236L171 237L170 238L169 234L166 235L167 234L166 232H168V230H166L167 228L165 229L164 226L166 227V222L169 221L168 224L170 223ZM82 219H83V221L81 222ZM76 220H77V223H76ZM109 220H112V221H109ZM99 221L101 223L104 222L105 224L104 223H102V224L98 223ZM161 221H162V223H160ZM80 222L82 223V225ZM89 222H91V223H89ZM163 222L165 224H163ZM83 223L85 224V227H83V225H84ZM96 223H98V224H96ZM93 226H94V228H93ZM97 226H99L100 228ZM160 226L161 227L163 226L162 229ZM195 226H197L196 230H194ZM101 227H103V228L101 229ZM175 229L176 230L178 229V231H176ZM77 230H79V231H77ZM165 230H166V232H164ZM76 232H78V233L76 234ZM79 232H81V233H79ZM178 233H181V234H178ZM78 238L80 240H78ZM175 251H177V253L180 252L182 254L181 255L180 253H178V255H181V258L179 256H177V258L175 257L177 255V254H174ZM188 251H189V253H188ZM192 251H194V252H192ZM172 253H173V255H172ZM6 259H8V260H6Z\"/></svg>",
    "mask_w": 264,
    "mask_h": 264
},
{
    "label": "bare ground",
    "instance_id": "obj_2",
    "mask_svg": "<svg viewBox=\"0 0 264 264\" xmlns=\"http://www.w3.org/2000/svg\"><path fill=\"white\" fill-rule=\"evenodd\" d=\"M19 1H20V3H18V0H16L17 4L19 5V7H18V6H17V7L20 8L22 11H23V9L25 10V11H23V12H21V13H19L20 11H18V10H20V9L17 10L16 7L10 6V4L12 5L11 0H0V13H3V12L6 13V14H2V16H0V18L3 17V15H4V18H5V15H6V16H9V15H7V14H10V10H11V11H14V12H12L11 15H13V13H16L17 11H18V14H19V15H20V14L23 15L24 12L27 13V11H26V7H25L26 4L24 5V3H26V0H25V1H23V0H19ZM27 1H29V0H27ZM39 1H40V2H39ZM41 1H43V2H41ZM48 1L50 2V6L48 5L49 7H51V5L53 6V4L57 3V5H59V6H57L56 4H55V5H56V7H58V8H60L61 3H62V4L64 3L63 1H66V2H65V3H67L66 5H68V3H69L68 0H48ZM60 1H61V2H60ZM69 1H71V0H69ZM74 1H75V0H74ZM74 1H71V2H72L71 4H73V3L75 4L78 0H76V2H74ZM80 1H81V0H80ZM85 1H86V0H84L83 2L81 1V2H82L81 4H84V6H85L86 3L89 2V6H90V4H91L94 0H92V2H91V0H88L87 2H85ZM99 1H102V0H99ZM104 1H105V0H104ZM108 1L111 2V0H108ZM121 1H122V0H121ZM125 1H126V0H125ZM125 1H124V2H125ZM128 1H129V0H128ZM154 1H156V0H154ZM167 1H168V0H167ZM170 1H171V0H169V2H170ZM38 2L41 3V4H43L45 1H44V0H35V3H36V4H37ZM49 2H48V4H49ZM59 2H60V3H59ZM96 2H97V1H96ZM106 2H107V1H106ZM114 2H115V0H114ZM114 2H113V3H114ZM118 2H120V1H118ZM136 2H137V1H136ZM139 2L141 3V5H143L142 3H143L144 1L141 2V0H140ZM149 2H151V0H150ZM164 2H165V1H163V2L160 1V3H162V4H160L159 2H157V3H158V4H157L158 7H155V8L165 9V6L163 5ZM169 2H168V4L170 5ZM210 2H211V1H210ZM235 2H236V1H235ZM241 2H242V1H241ZM58 3H59V4H58ZM65 3H64V8H63V6H61V8H63L64 10H68L69 12H70V8H72V7L77 8V6L81 5V4H79V3L75 4V5H77V6L72 5V7L68 5V9H66ZM94 3H95V1L93 2V5H95ZM102 3H104V2H102ZM115 3H116V2H115ZM120 3H121V2H120ZM122 3H123V2H122ZM128 3H129V2H128ZM131 3H132V1L130 0V4H131ZM134 3H135V2H134ZM152 3H153V2H152ZM152 3H151V4H152ZM171 3H173V0H172ZM191 3H192V2H191ZM20 4H22V5L20 6ZM30 4H31V3H30ZM33 4H34V1L32 2V6H33ZM41 4H37L36 6L38 7V5H39V7L41 8ZM71 4H70V5H71ZM99 4H101V3H99ZM99 4H98V5H99ZM106 4H107V3H106ZM108 4H109V3H108ZM111 4H112V3H111ZM116 4H117V3H116ZM126 4H127V2H126ZM177 4H178V2H177ZM14 5H16V4L14 3ZM23 5H24V6H23ZM28 5H29V4H28ZM28 5H27V7H31L30 5H29V6H28ZM43 5H44V4H43ZM87 5H88V4H87ZM103 5H104V4H103ZM103 5H102V6H103ZM128 5H129V4H128ZM147 5H148V4H147ZM155 5H156V2L154 3V6H155ZM257 5H258V4H257ZM257 5H256V6H257ZM22 6L25 7V8H23ZM36 6L34 5V10H35V7H36ZM81 6H82V5H81ZM81 6H80V7H81ZM106 6H107V5H104L101 9L103 10L104 7L106 8ZM113 6H114V5H113ZM129 6H130V5H129ZM167 6H168V5H167ZM167 6H166V8H167ZM185 6H186V5H185ZM190 6H191V5H190ZM210 6H211V5H210ZM238 6H239V4H238ZM21 7H22V8H21ZM39 7H38V9H39ZM53 7H55V6H53ZM69 7H70V8H69ZM87 7H88V6H87ZM91 7L93 8L92 4H91V6H90V10L93 11V9H91ZM94 7H95V6H94ZM96 7H97V6H96ZM99 7H101V6H99ZM107 7H108V6H107ZM118 7H120V5H119V6L115 5V8H118ZM130 7H132V5H131ZM130 7H129V8H130ZM139 7H140V6H139ZM143 7H144L143 9H145V10L147 9L146 6L143 5ZM151 7H152V5H151ZM151 7H150V8H151ZM171 7H172V6H171ZM183 7H184V6H183ZM217 7H219V8H216V9H213V10H222V9H223V7L220 6V5H217ZM253 7H254V6H253ZM32 8H33V7H32ZM32 8H31V11H32ZM44 8H48V7H45V6H44V7H42V9H39V11H40V10H44V12H45L46 9H44ZM75 8H73V10H76ZM112 8H114V7H112ZM127 8H128V7H127ZM140 8H142V7H140ZM140 8H139V9H140ZM150 8H148V9H150ZM27 9H28V8H27ZM29 9H30V8H29ZM29 9H28V13H29V11H30ZM83 9H84V7H83L81 10H83ZM85 9H86V8H85ZM108 9L110 10L109 7H108ZM125 9H126V5H125ZM131 9H132V8H131ZM148 9H147V10H148ZM153 9H154V7H153ZM153 9H152V11H153ZM160 9H158V10H160ZM173 9H174V8H173ZM179 9H180V8H179ZM201 9H202V8H201ZM230 9H231V8H230ZM251 9H252V8H251ZM16 10H17V11H16ZM51 10H52V12L50 11L51 13H49V12H45V13L40 12V13H41L40 17L42 16V13H43V15H44V16H42V17H44V18H42V19L40 18V19H39L40 24L43 23L42 28H40L41 25H40V26L38 25V22H39V21H37L38 19H35V21H37V22H35L33 19H31L30 16H32L34 12H32V15L27 14L28 17H27L26 15H24V16H26L25 19H27V18L30 17V18H29L30 20L28 19V20H26V21H28V22L30 21L29 24H30L31 28H32V26H33V28H35L36 26H39V28H37L38 30H36V28H35L36 31H31V28L28 29V30H26V29L24 28V32H25V33H26L27 31H31L30 34H29V32H28L29 36H28L27 34H25V35H19V33H20V34H21V33H22V34L24 33V32H20V31H22V30L20 29L21 26H20V25H18V26L15 25V26H14V24H12L14 27H17V28L20 30V31L17 30V32H16L14 35H16V34L19 32L18 35L21 36V39L23 38L22 36H25V38L22 39V40H21V43H20V41L18 40V39H20V37L18 38V35H17V39H16V40H18L17 42L20 43V44L17 43L18 45H16V44L13 43L14 40H13L12 38H15V36H13L12 38H10V35H12V34L16 31L17 28H16V29H15V28L13 29V28L11 27V29H12V30H15V31H14L12 34H10V30H11L10 27L7 26V27L9 28V30H6V29L4 30V29H3V28L6 26V25H5V22H6V21L3 20L4 23H2V24H4V26H2V24L0 23V140H2L5 144H12V143H10V140L12 139V138H10V137H11V136L13 137V135H14V133H15L16 131L26 133V135H27L28 132H31V130L33 129V128H32L30 131L28 130V132H25V129H24V128H26V131H27L28 124L25 123L27 120H24V121H22V122H24L25 124L23 123V125H21V127L19 126V128H17V130H14V129H13L12 131L10 130V121H11V120H14V119H11V118L14 116V111L11 110V109H13V108H14V109H17V110L19 111V113H20V111H22V110H21L22 107L19 106L17 103H16V107H14V105H13V108H11V105L14 104V103H12L10 100H12V101H14V102H18V99H16V98H12V99H10V97H13V96H14L13 93H12V96H11V93H10V90H11V89H10V88H11V87H10V84H11V85H12V84H14V85L18 84V85H19L18 88L20 87L21 90H19L18 92H15V93H16V94H15V95H16L15 97H17V94H18L19 98H20V96L22 95L21 98H24V99H25V103H23L24 101L22 102V100L20 99V100H19V104L22 102L23 104H26L25 106H27V104H29V102L31 101V103H30L29 105H31V106L33 107V105H32V103H33V102H32V99L35 98V99H36L35 102H37V100L41 99L40 97H39V99L36 98V96L34 97V95L32 94L33 92H31V89H32V91L35 90V91H37L38 93H42V94L46 93V94H48L47 92H44V91H43V89H44V88H43V83H42V86H41V84L39 85V86H41L42 88H41V87L38 88L39 86L37 85V87H33V88L31 87V88H29L30 91H28V90H27V89H28L27 87L30 86V85H29L30 83L28 84V82H27V85H29V86L25 87V90H27L28 93L31 92V95H33V97L31 96V97H32L31 100H27V103H26V99L30 96V94H29V96H27V98H25L26 95H23L25 90L22 91L24 88L22 89L21 86H20V83H16L15 80L13 81V80H11V79H12V77H13V79H14L15 77L17 78L18 76H19V77H22V79H24V76H21V75L24 74V72H23V74H20V73H22L21 70H20V69H22V68H20V67H21L22 65L25 66L26 63H23V64H22L21 62H19V59L22 57V58H21V61H23V60L26 58V57H25V56H26V55H25V51L28 50L29 47L32 46V47H33V50H35L36 48H37V49H40V50H35L34 52L38 51V52L41 54V52H42V51H41V48H38V46L40 47V44H42L43 46H44V45H47V44H49L50 46H52V45H51L52 41H51V38H50V34H51L52 31H54V33H55L56 31L54 30L53 27H52L53 30L51 31V28H49V26H53V24H54V26H56V25L58 24V23H57L58 21H57V22L54 21L55 18L57 17V16L54 14V12H57V11H54V12H53L54 8H51ZM56 10H57V9H56ZM58 10H60V9H58ZM61 10H62V9H61ZM79 10H80V9L78 8V11H79ZM104 10H106V9H104ZM113 10H115V9H113ZM113 10H112V12H113ZM123 10H124V9H123ZM133 10H134V9H133ZM145 10H144V11H145ZM168 10H169V7H168ZM204 10H205V9H204ZM213 10H212V11H213ZM239 10H240V9H239ZM244 10H245V9H244ZM254 10H255V9H254ZM262 10H263V9H262ZM262 10H261V11H262ZM15 11H16V12H15ZM36 11H37V8H36ZM48 11H49V8H48ZM98 11H99V13L101 12L100 9L98 10V7H97V12H98ZM115 11H119V9H118V10H115ZM115 11H114V12H115ZM127 11H128V9H127ZM129 11H130V10H129ZM129 11H128V12H129ZM131 11H132V10H131ZM134 11H135V10H134ZM140 11H141V9H140ZM142 11H143V10H142ZM142 11H141V12H142ZM144 11H143V13H144ZM150 11H151V10H150ZM161 11H162V10H160V14H159V15H158L157 13H156V15H158V16L160 17V19L162 20V17H161V15H162V14H161ZM164 11H165V13H167V12H166V11H167L166 9H165ZM171 11H172V10H171ZM175 11H176V10H175ZM207 11H208V10H207ZM255 11H256V10H255ZM65 12H66V14L68 13L67 11H65ZM94 12L96 13V8H95V11H94ZM94 12H93V13H94ZM103 12H104V11H103ZM110 12H111V11H109V13H110ZM120 12H121V9H120ZM154 12H156V11H154ZM154 12H151V14H153ZM26 13H25V14H26ZM40 13H39V14H40ZM72 13H74V12H72ZM72 13H68L69 16L67 15V18L65 19V20L67 21V23H66L65 20H63L64 23L61 24V25H66V24H68V25H66V30H65V27H64V26L62 27L66 32L68 31V29H70L69 27H72V26H70V21H71V20H69V19H71V18H69V17L72 15ZM82 13H83V12H82ZM84 13H85V12H84ZM86 13H88V12H86ZM86 13H85V14H86ZM95 13H94L93 17H91V19L94 18V17L97 15L98 17H100V18H98V19H101V20H102V22L100 21L101 25H102V24H104V25L106 24V25H107V23L104 22V19H102L103 17L101 18V16L98 15L99 13H98V14L96 13V15H95ZM101 13H102V12H101ZM129 13H130V12H129ZM136 13H137V12H136ZM139 13H140V12H139ZM143 13H141V15H142ZM146 13H147V12L145 11V14H146ZM162 13L164 14V12H162ZM229 13H230V12H229ZM231 13H232V12H231ZM18 14H17V16H18ZM34 14H35V13H34ZM36 14H37V13H36ZM39 14H38V16H35V15H34V18H36V17L39 18ZM63 14H64V13H63ZM75 14H76V13H75ZM79 14H80V12H79ZM90 14H91V13H89V15H90ZM115 14H116V12L114 13V15H115ZM127 14H128V13H127ZM130 14H132V13H130ZM147 14H149V12H148ZM147 14H146V16H147ZM171 14H172V13H171ZM0 15H1V14H0ZM82 15H84V14H82ZM82 15H81V16H82ZM89 15H88V16H89ZM102 15H103V14H102ZM119 15H120V13H119ZM121 15H123V14L121 13ZM121 15H120V17H121ZM125 15H126V14H125ZM134 15H135V13H134ZM137 15L140 16L139 14H137ZM156 15L154 14L153 17H154V16L156 17ZM169 15H170V14H169ZM169 15L164 14V15H163V18H166V16L169 17ZM227 15H228V14H227ZM261 15H262V14H261ZM17 16H15V15H14V16H11V17H16V20H15L14 23H16V21H17ZM24 16H23V17H24ZM62 16H63V15H62ZM76 16H77V15H76ZM86 16H87V15H86ZM86 16H84V17H86ZM88 16H87V17H88ZM103 16H104V15H103ZM106 16H111V15H107V14H106L105 17H106ZM112 16H113V14H112ZM117 16H118V15H117ZM131 16H132V15H131ZM131 16L129 15V18H131ZM174 16H176V15H174ZM204 16H205V15H204ZM209 16H210V15H209ZM236 16H237V15H236ZM11 17H8V18H11ZM71 17H72V16H71ZM73 17H74V16H73ZM82 17H83V16H82ZM89 17H90V16H89ZM115 17H116V16H115ZM115 17H113V18H115ZM118 17H119V16H118ZM134 17H135V16H134ZM142 17H143V15H142ZM179 17H180V16H179ZM181 17H183V16H181ZM193 17H194V14H193ZM197 17H198V16H197ZM200 17H201V16H200ZM4 18H2V19H4ZM18 18H19V17H18ZM57 18H59V17H57ZM57 18H56V20H57ZM61 18H63V17H61ZM64 18H65V17H64ZM106 18H108V17H106ZM109 18H110V17H109ZM109 18H108V20H109ZM113 18H112V19H113ZM126 18H128V17L126 16ZM149 18H150V17H149ZM151 18H152V16H151ZM156 18H157V17H156ZM170 18H171V16H170ZM175 18H176V17H175ZM21 19H22V17L19 19L20 22H21V24H22V23H23V22H22L23 20H21ZM25 19H24V22H25ZM75 19H76V17H75L74 19L72 18V20H74V21H73V22L71 21V23H73V24H74V23H78L77 21L80 22V20H81V18H78V20H75ZM79 19H80V20H79ZM83 19H84V21H81V23L83 22L82 24H86L87 21H88V23L90 22V23H89V26H88V24H87V26H88L87 28L85 27V25H83L84 28H85V30L87 29V31H90V30H88L89 27H90L93 23H95V22H92V23H91V19H90V18H89L90 20L88 19L87 21H85V18H83ZM83 19H82V20H83ZM112 19H110L111 23H110L108 20H107V21L105 20V21H106V22H109L108 24H110V25L114 24V25H112L113 28H115L114 26H117V27H118V26L120 25V23L122 22V21H121V22L119 21L120 23L118 24V23H117L118 21L116 20L117 18L115 19L114 22L112 21ZM119 19H120V18H119ZM122 19H123V18L121 17V20H122ZM124 19H125V18H124ZM132 19H133V18H132ZM132 19H131V21H132ZM135 19H136V18H135ZM146 19H147V18H146ZM160 19H159V21H161ZM201 19H202V18H201ZM0 20H1V19H0ZM8 20H10V19H8ZM12 20H13V19H12ZM19 20H18V21H19ZM31 20H33V22L37 23V25H35V24H34L35 26H34V25H31V23H32ZM58 20L60 21V19H58ZM94 20H96V18H94L93 21H94ZM125 20H126V19H125ZM125 20H124V21H125ZM150 20H151V19H150ZM180 20H181V19H180ZM193 20H194V19H193ZM3 21H2V22H3ZM61 21H62V19H61ZM68 21H69V22H68ZM96 21H98V20H96ZM127 21H128V19H127ZM131 21H130V22H131ZM135 21H136V20H135ZM137 21H138V20H137ZM156 21H157V20H156ZM159 21H157V22H159ZM185 21H186V20H185ZM198 21H199V20H198ZM241 21H242V20H241ZM7 22H8V21H7ZM20 22H19V23H20ZM28 22H26V23H27V26H28ZM98 22H99V21H98ZM103 22H104V23H103ZM112 22H113V23H112ZM168 22L170 23V21H168ZM200 22H201V21H200ZM255 22H256V21H255ZM17 23H18V22H17ZM26 23H24V24L22 25V28L24 27V25H25ZM60 23H61V22H59V24H60ZM65 23H66V24H65ZM100 23H98V24H99V29L102 28V27L100 26ZM115 23H117L118 25H115ZM125 23H126V22H125ZM154 23H155V22H154ZM161 23H163V22H161ZM165 23H166V22H165ZM185 23H186V22H185ZM193 23H194V22H193ZM48 24H49V25H48ZM55 24H56V25H55ZM73 24H71V25H73ZM79 24H80V23H79ZM82 24H81V25H82ZM90 24H91V25H90ZM96 24H97V23H95V24H94L93 26H91V27H95ZM179 24H180V23H179ZM190 24H191V23H190ZM213 24H214V23H213ZM257 24H258V23H257ZM12 25H11V26H12ZM47 25H48V27H47ZM74 25H76V24H74ZM77 25H78V24H77ZM104 25H103V26H104ZM122 25H124V24H122ZM122 25H121V26H122ZM127 25H128V22H127ZM132 25H133V24H132ZM138 25L143 26V25H145V23L142 25V22H141V24H140V22H139ZM147 25H148L149 27H151V24L148 23ZM155 25H156V23H155V24L153 25V27H152L153 30L150 29L151 32H154V31H157V32H158V31H160V28H162V29H161V32H162V30L165 29V25H163V27H164V28H163V27H160V24H158V26H159L160 28H159L158 30H156L157 27H156ZM218 25H219V24H218ZM68 26H69V27H68ZM79 26H80V25H79ZM112 26L109 27V25H107V29H108V27L111 28ZM145 26H146V25H145ZM145 26H144V27H145ZM148 26H147V27H148ZM169 26H170V25H169ZM181 26H182V24H181ZM185 26H186V25H185ZM248 26H249V25H248ZM248 26H247V27H248ZM7 27H6V28H7ZM117 27H116V29H117ZM124 27H126V25H125ZM127 27H128V26H127ZM130 27H131V23H130ZM130 27H128V28H130ZM132 27H133V26H132ZM137 27H138V26H137ZM147 27H146V29H149V28H147ZM183 27H184V26H183ZM207 27H209V26H207ZM27 28H29V27H27ZM33 28H32V30H33ZM62 28H61V29H62ZM67 28H68V29H67ZM80 28H83V27H79V28L76 27L75 29L77 30V29H80ZM105 28H106V27H105ZM105 28H103V29H105ZM134 28H135V24H134ZM139 28H140V27H139ZM184 28H185V27H184ZM198 28H199V27H198ZM229 28H230V27H229ZM253 28H254V27H253ZM39 29H40V30H39ZM55 29H56V27H55ZM72 29H73V27L71 28V31H72ZM92 29H93V30L96 29V31H97V28H96V27H95V28H92ZM92 29H91L92 36L90 35V36H91L90 38H92V37L94 36V32H95V30L93 31ZM99 29H98V30H99ZM122 29H123V28H122ZM122 29H121V32H120V30H117V31L119 32V33H118V36H119V37H120L121 35H122V37H123ZM130 29H131V28H130ZM137 29H138V28H136L135 30L133 29V31H136V32H137ZM143 29H144V28H143ZM154 29H155V30H154ZM178 29H180V27H179ZM178 29H177V30H178ZM192 29H193V28H192ZM247 29H248V28H247ZM25 30H26V31H25ZM80 30H82V29H80ZM80 30H79V31H80ZM105 30H106V29H105ZM108 30H109V29H108ZM131 30H132V29H131ZM131 30H130V31H131ZM138 30H139V29H138ZM150 30H149L148 32H150ZM59 31H60V30H59ZM65 31H61V34H60V32H59V34H60L61 37H64V36L66 35V32H65ZM69 31H70V30H69ZM69 31H68V32H69ZM77 31H78V30H77ZM100 31H101V30H100ZM106 31H107V30H106ZM114 31H116V30L114 29ZM123 31H125V30L123 29ZM140 31L142 32V30H140ZM164 31H165V30H164ZM171 31H172V30H171ZM175 31H176V29H175ZM191 31H192V30H191ZM201 31H202V30H201ZM201 31H199V32H201ZM225 31H227V30H225ZM11 32H12V31H11ZM33 32H36L38 38L35 36V34H34ZM62 32H64L65 35H62ZM68 32H67V34H68ZM74 32H75V30L72 31V33H74ZM103 32H104V33H107V32H105L104 30H103ZM109 32H110V30H109ZM125 32H126V31H125ZM128 32H129V29H128ZM131 32H132V31H131ZM131 32H129V33H131ZM136 32H134V36H135V33H136ZM151 32H150V34H152ZM168 32H169V30H168ZM173 32H174V31H173ZM208 32H209V31H208ZM245 32H246V31H245ZM257 32H258V31H257ZM54 33H53V34H54ZM81 33H82V32H80L79 34H81ZM91 33H89V34H91ZM95 33L98 35L99 32H98V33L95 32ZM101 33H102V31H101ZM120 33H122V34H120ZM126 33H127V32H126ZM126 33H125V34H126ZM143 33H144V35H145V32H143ZM143 33H142V34H143ZM169 33L171 34V32H169ZM174 33H175V32H174ZM194 33H195V32H194ZM206 33H207V32H206ZM214 33H215V32H214ZM214 33H213V34H214ZM217 33H218V31H217ZM217 33H216V34H217ZM229 33H230V32H229ZM240 33H241V32H240ZM240 33H239V34H240ZM253 33H254V32H253ZM33 34H34L35 39L37 38L34 42L31 41V40L29 41V39H33V38H34V37L32 36ZM69 34H70V33H69ZM83 34H84V36H83L82 34H81V37L79 36V37L81 38V40H80L79 37L75 36V35H78V32H77V34H76V32H75V33L73 34V35H74L75 42H73V41H72V42H73L74 44H75V43L77 44L78 41H80V45H81V41L84 40L85 37L87 36V34L85 35V32H83ZM89 34H88V36H89ZM113 34H114V32H113ZM119 34H120V35H119ZM127 34H128V33H127ZM127 34H126V35H127ZM137 34H139V33L137 32L136 35H137ZM146 34H147V33H146ZM148 34H149V33H148ZM150 34H149V35H150ZM155 34H156V33H155ZM155 34L153 35V36H155V39H154L153 36H152V37H153V40L156 41V39H159V38H157V36H156ZM157 34H160V32L157 33ZM166 34H167V32H166ZM222 34H224V33H222ZM246 34H247V33H246ZM26 35H27V36H26ZM54 35H55V36H58L57 33H55ZM73 35L71 34V36L68 37L69 40H71V39L73 40V37H72ZM99 35H100V34H99ZM99 35H98V37L96 36V38H97L96 40H97V41H100V40H99V39H100V38H99ZM105 35H106V34H105ZM115 35H116V34H115ZM128 35H129V34H128ZM144 35H142V36H144ZM149 35H148V36H149ZM175 35H176V34H175ZM52 36H53V35H51V37H52ZM111 36H112V35H111ZM118 36H117V37H118ZM148 36H146V37H144V38L146 39V38H148ZM150 36H151V35H150ZM167 36H168V35H167ZM212 36H213V35H212ZM75 37H77L79 40L76 39ZM83 37H84V38H83ZM102 37H104L103 34H102ZM102 37H101V38H102ZM136 37H137V36H136ZM136 37H135V38L133 37V38L135 39V40L133 39L134 41H136V40L138 39V38H136ZM177 37H178V36H177ZM207 37H208V36H207ZM251 37H252V36H251ZM251 37H250V38H251ZM261 37H262V36H261ZM39 38H41V39L43 38V40H40ZM49 38H50V39H49ZM56 38H57V37H56ZM66 38H67V37H65L64 39H62L65 43H64V42H59V43H62V44H60V49H61L62 45L66 44V41H67V40L65 41ZM82 38H83V39H82ZM86 38H89V37H86ZM108 38H110V37L108 36ZM123 38H124V37H123ZM129 38H130V37H129ZM142 38H143V37H142ZM174 38H175V37H174ZM174 38H173V39H174ZM205 38H206V37H205ZM217 38H218V37H217ZM219 38H220V37H219ZM243 38H244V37H243ZM105 39H106V38H105ZM110 39L113 40V38H110ZM110 39H107V40H110ZM117 39H118V38H117ZM117 39H116V40H117ZM119 39H120V38H119ZM124 39H125V38H124ZM131 39H132V36H131ZM150 39H151V38H150ZM208 39H209V38H208ZM221 39H222V38H221ZM257 39H258V38H257ZM12 40H13V41H12ZM16 40H15V42H16ZM33 40H34V39H33ZM37 40H38V41L40 40V41L38 42ZM88 40H89V42H90V40H91L92 43H93L94 40H95V38H94L93 40H92V39H88ZM88 40H87V43H88ZM96 40H95V41H96ZM116 40H115V43L117 42ZM121 40H122V39H121ZM126 40H127V39H126ZM126 40H125V41H126ZM147 40H149V39H147ZM147 40H146V41H147ZM159 40H160V39H159ZM165 40H166V39H165ZM229 40H230V39H229ZM254 40H255V39H254ZM28 41H29V44H30L31 42L35 44V42L37 41V42L39 43V45H38L37 42H36V44L38 45L37 47H36V45H35V46H34V45H31V46H28L27 49L25 48V51L22 50V49L24 48V47H23L24 43H25V42L27 43ZM53 41L55 42L56 39L53 40ZM58 41H61V40H59V38H58ZM58 41H57V42H58ZM85 41H86V39H85ZM97 41H96V43H97ZM102 41H103V38H102ZM104 41H105V40H104ZM122 41H124V40H122ZM122 41H121L120 44L122 45V43H123V44H124V47H123V45H122V46H120V49H121V47L128 49V48L126 47V45H125V44L128 43V42L126 41V43H125V42H122ZM134 41H133V42H134ZM137 41H138V40H137ZM140 41H141V40H140ZM142 41L144 42V40H142ZM150 41H151V40H150ZM155 41H153V42H155ZM170 41H171V40H170ZM263 41H264V40H263ZM72 42H71V44H72ZM119 42H120V40H119ZM164 42H165V41H164ZM211 42H212V41H211ZM213 42H214V41H213ZM238 42H239V41H238ZM26 43H25V44H26ZM55 43H56V42H55ZM68 43H69V41L67 42V44H66L65 46H67L66 48H68V49H69V52H71L70 49H72V48H69V47H72V46H69ZM83 43H84V41H83ZM83 43H82V45H81L82 48H81V46H79V44H77L76 46L73 44V45H74V46H73V49H74V50L72 49V51L74 52V51H75V48H76V51H75V52H77V51H78V50H77V46H79V47L81 48V51H82V50L84 49V47H83V46H84ZM92 43H91V45H92ZM96 43L94 42L93 45H92L91 47H88V48H87V46H86V47H85V50H86V48H87L86 53H85L84 50H83V52H80V49H79V47H78L79 51H78V54H77V56H76V62H77L78 64L81 62V61H80L81 59L77 60L78 57H81V55H79L80 53L82 54L83 61H86V64H88V65H85V63H82L81 65H78V64H77V65H78V67H79V72H81L80 70H82V72H84L83 74H86V76L89 75V77L87 78V80L89 79L91 82L88 80V81H85V82H90V83H87V84L84 83V81H83L84 79H83V80L80 79L81 76H80V78H79V77L76 75L75 78H76V77L78 78V79L76 78V79H77V82L81 83V82L83 81L82 83H84V84H82V83L80 84V85H81V89H79V91L81 92V94L78 95L80 98H78V97H77V98L80 100L81 97H83L81 100H83L84 104H85L84 99H86V100H87V103H86V104H89V107H91V106H90V103H89V102H91V101H88V100H91V98H93V95H91V94L95 93V95H96V93L101 94L102 92L99 93L101 89L99 88V92H98V88H96V87L94 86L95 88L93 87V89H95V92H94L93 89L90 88V91L92 92V93L90 92V93H91V94H90V93H89V90H88L89 86H87V85H91V83H93V82H92L93 80L95 81V83H97L98 81H100V80H99V79H100L99 76L101 77V81H100V82H101V84H103L104 81H103V78H102V77L105 78L108 74H110V73L105 74L104 71H103V73H104L105 76H101V74L103 75V73H102V68H101V67L99 68V66H102V65H103L102 67H103L104 69H106L105 71H107V70H108V69H107L108 67L105 68V67H104V66H105L104 64L108 63L109 59L107 58L108 61H107L106 63H102V65H101V64L99 65V63H100V61H101V60H100L101 58L98 57L99 59H97V62H99V63L96 62V60H95L94 58L97 57V55H98V56H99V55H102V54H100V53H102V52H100V51H101L102 49H104V47H103V48L101 47V50H100V45H101L103 42L101 43V41H100L99 43H97V45H96L97 47L94 46V44H96ZM100 43H101V44H100ZM106 43H107V41H106ZM106 43H105V45H106ZM112 43H113V41H112ZM115 43H114V46H115ZM129 43H131V40H130ZM137 43H138V42H135V44H137ZM155 43H156V44L159 43L158 40H157V42H155ZM180 43H181V42H180ZM234 43H235V42H233V44H234ZM257 43H258V42H257ZM85 44H86V43H85ZM98 44H99V45H98ZM135 44H134V46H133V47H134L133 51H134V50L137 48V46H138V45L135 46ZM139 44H140V43H139ZM160 44H162V43H160ZM182 44H183V43H182ZM14 45H15V46H14ZM27 45H28V44H27ZM27 45H26V46H27ZM53 45H54L55 48H52V49H51V52L49 51L50 47L47 45V47H49V48H48V51L50 52L51 55L49 54V52H47V51L45 50V49H46L45 47L43 48V46H42V48H43V49L49 54V56L47 55L48 58H49V57L52 58V61H49V63L53 62V64H55V66H57V69H59V67H60V64H59V63L61 62V66H62V65H63L62 62L66 61V59H67L68 56L65 57L64 55H66V54L64 53V51L61 50V52H63V53H61V52L59 51V48H58V49L56 48V45L59 46V44L56 43V44H53ZM87 45L89 46V44H87ZM103 45H104V44H103ZM108 45H110V43H109ZM111 45H113V44H111ZM111 45H110L109 47H113V46H111ZM128 45H129V44H128ZM130 45H131V44H130ZM141 45H142V44H141ZM149 45H150V44H149ZM154 45H155V44H154ZM175 45H176V44H175ZM237 45H239V44L237 43ZM249 45H250V44H249ZM253 45H254V44H253ZM16 46H17V47H16ZM24 46H25V45H24ZM26 46H25V47H26ZM58 46H57V47H58ZM65 46H64V50H65ZM93 46H94V47H93ZM98 46H99V47H98ZM116 46H117L118 49H119V46H118V45H116ZM143 46H145V45L143 44ZM157 46H158V44H157ZM207 46H208V45H207ZM254 46H255V45H254ZM256 46H257V45H256ZM14 47H15V48H14ZM52 47H53V46H52ZM95 47L97 48V50H96ZM117 47H114V50H115V48H117ZM130 47H132V46H130ZM130 47H129V50H131ZM202 47H203V46H202ZM204 47H205V45H204ZM34 48H35V49H34ZM90 48H92V49H90ZM142 48H143V47H142ZM144 48H145V49H141V50H143V51L145 50V51H147V53H148V50H149L148 45H147V47L145 46ZM227 48H228V47H227ZM30 49H32V48H29L28 51L31 52L32 50H30ZM62 49H63V47H62ZM89 49L92 50L91 52H93V53H94V50H95V53H97V52H100V53L97 54V55L95 56V55H93L92 53H89V52H90ZM98 49H99L100 51H98ZM105 49H107V48L105 47ZM110 49H111V48H110ZM110 49H107V50L110 51ZM120 49H119L118 51H120ZM146 49H147V50H146ZM155 49H156V48H155ZM158 49H159V47H158ZM177 49H178V48H177ZM184 49H185V48H184ZM66 50H67V49H66ZM107 50H104V53H105V51H106V53H107V55H108V56L106 55V57H110L109 54H108V51H107ZM137 50H138V49H137ZM137 50H135V51H137ZM139 50H140V48H139ZM141 50H140V52H141ZM178 50H179V49H178ZM195 50H196V49H195ZM208 50H209V49H208ZM256 50H258V49H256ZM260 50H261V49H260ZM28 51H26V52H28ZM45 51H44V52H45ZM87 51H89V52H88V53H89V54H88L89 56H84L83 53H85V54L87 55ZM123 51H126V50L124 49ZM133 51H132V52H133ZM135 51H134V52H135ZM145 51H144V52H145ZM158 51H159V50H158ZM235 51H236V50H235ZM239 51H241V50H239ZM242 51H243V50H242ZM248 51H249V50H248ZM23 52H24V53H23ZM32 52H33V51H32ZM38 52H36V54H37L36 57L40 56V58L42 59L41 55H39ZM44 52H42V53H43V55H42L43 57H44V54H45ZM58 52L61 53V57H63V58L65 57V58H64V59H65L64 61H62L63 59L59 56L60 53H58ZM65 52H67V51H65ZM120 52H122V51H120ZM127 52H128V51H127ZM127 52H126V53H127ZM137 52H138V51H137ZM153 52H154V51H153ZM156 52H157V51H156ZM174 52H175V51H174ZM237 52H238V51H237ZM257 52H258V51H257ZM20 53H23L24 56H22ZM71 53H72V52H71ZM106 53H105V54H106ZM110 53H111V52H110ZM112 53H113V57H111V58H112V59H115V57H114V52H112ZM112 53H111V56H112ZM126 53H125V54H126ZM135 53H136V52H135ZM142 53H143V52H142ZM150 53H151V51H150ZM184 53H185V52H184ZM193 53H194V52H193ZM28 54H29V55H28ZM63 54H64V55H63ZM90 54H92V55H90ZM115 54H117V53H115ZM118 54L120 55V53H118ZM123 54H124V52H123ZM145 54H146V52H145ZM148 54H149V53H148ZM151 54H152V53H151ZM158 54H160V53L158 52ZM171 54H172V53H171ZM212 54H213V53H212ZM252 54H253V53H252ZM32 55H34L33 57H35V54H34V53H33ZM78 55H79V56H78ZM103 55H104V54H103ZM103 55H102L101 57H103ZM119 55H118V56H119ZM127 55H128V54H127ZM131 55H132V56H131ZM131 55H130V56H131L132 59H133V53H131ZM135 55H136V54H135ZM135 55H134V56H135ZM138 55H139V54H138ZM138 55H137V56H138ZM174 55H175V54H174ZM184 55H185V54H184ZM234 55H235V54H234ZM262 55H263V53H262ZM20 56H21V57H20ZM27 56H28L29 59H30V57H32L30 53H27ZM45 56H46V55H45ZM47 56H46V57H47ZM73 56L75 57V54H74V53H73ZM90 56H92V57L95 56V57L92 58V59H93V61H95V63H97L96 66H95V67H96V70L101 69V70H99V72H101V74L97 73V74H99V75H97L98 78H99L98 81L95 80L96 77H97L96 75H95L96 77H93V76H94L93 74H95L96 71L94 70V69H95L94 64H93L94 62L91 61V58H89ZM115 56H116V55H115ZM122 56H124V55H122ZM128 56H129V55H128ZM171 56H173V55H171ZM190 56H191V55H190ZM231 56H232V55H231ZM237 56H238V55H237ZM23 57H24V58H23ZM33 57H32V59L35 60L36 57H35V58H33ZM104 57H105V56H104ZM104 57H103L102 60L105 62L106 57H105V58H104ZM119 57H121V55H120ZM131 57H130L129 62L131 61ZM154 57H155V56H154ZM160 57H161V56H160ZM165 57H166V56H165ZM168 57H169V56H168ZM193 57H194V56H193ZM245 57H246V56H245ZM48 58H44V61L47 60ZM86 58H88V59L91 61V63H90V61L86 60ZM111 58H110V60H111ZM117 58H118V57H117ZM123 58H124V57H123ZM141 58H142V57H141ZM146 58H147V56H146ZM198 58H199V57H198ZM60 59H62V60H60ZM71 59H72V58H70V60H69V58H68L69 62H70L71 64H73V63L71 62ZM104 59H105V60H104ZM121 59H122V57H121ZM127 59H129V58L126 57V60H127ZM134 59H135V57H134ZM174 59H175V58H174ZM188 59H190V58H188ZM199 59H200V58H199ZM249 59H250V58H249ZM258 59H259V58H258ZM30 60H31V59H30ZM30 60L27 59L25 62H27V61L30 62ZM34 60H33V61L31 60L30 63L27 62V65H29V64L32 65V62H34ZM36 60H37V61H35V62H37L38 65H39L38 62H40V61H41V63L43 62V61H42L43 59H42V60L39 59L40 61H38V58H37ZM48 60H49V59H48ZM50 60H51V59H50ZM68 60L66 61V63L68 62ZM98 60H99V61H98ZM116 60H118V59H116ZM116 60H114V61H116ZM119 60H120V59H119ZM119 60H118V62H120ZM124 60H125V59H123V61H121V63L124 64V63L128 62V61L124 62ZM137 60H138V58H137ZM157 60H158V59H157ZM160 60H161V59H160ZM169 60H170V59H169ZM217 60H218V59H217ZM72 61H75V58H73ZM78 61H80V62H78ZM83 61H82V62H83ZM103 61H101V62H103ZM111 61H112V60H111ZM111 61H110V62H111ZM134 61H135V60H134ZM134 61L132 60L133 63H129V65H131V64H134V65H135L136 63H135ZM153 61H155V60H153ZM170 61H171V60H170ZM231 61H232V60H231ZM231 61H230V62H231ZM259 61H260V60H259ZM23 62H24V61H23ZM45 62H46V61H45ZM45 62H43L42 64H45ZM47 62H48V61H47ZM88 62L90 63V65H89ZM92 62H93V63H92ZM155 62H156V61H155ZM223 62H225V61H223ZM19 63L22 64V65L20 66ZM116 63H117V62H116ZM170 63H171V62H170ZM262 63H263V62H262ZM33 64H35V63H33ZM37 64H36V65H37ZM42 64H40V67H41V66L43 67ZM46 64H47V63H46ZM46 64H45V65H46ZM53 64H52V63H51V64H48V67L51 66V65H53ZM113 64H114V63H113ZM123 64H122V65H123ZM220 64H221V63H220ZM228 64H229V63H228ZM27 65H26V66H27ZM67 65H68L69 68H71V70H73V68H74L76 71L78 70V67H77V69H76V67H73V68H72V67H70V64H66V66H65L66 68H64V70L67 69ZM74 65L77 66L76 63H74ZM91 65H93V67H94L93 69H92ZM97 65H98V67H97ZM106 65H107V64H106ZM116 65H117V64H116ZM116 65H115V66H116ZM119 65H120V64H119ZM174 65H175V64H174ZM183 65H184V64H183ZM259 65H262V64H259ZM263 65H264V64H263ZM19 66H20V67H19ZM34 66H35V65H34ZM55 66H54V67H55ZM63 66H64V65H63ZM63 66H62V68H63ZM71 66H73V65H71ZM80 66L82 67V69H80V68H81ZM83 66H86V67H83ZM89 66H90L91 68H90ZM112 66H113V65H112ZM125 66H127V64H126ZM214 66H215V65H214ZM36 67H37V66H36ZM42 67H41V68H42ZM48 67H47V65H46V68H45V67H44V68H45V69H48ZM54 67H53V68H54ZM122 67H123V66H122ZM129 67H130V69H131L132 65L129 66ZM136 67H137V66L135 65V68H136ZM160 67H161V65H160ZM162 67H163V66H162ZM162 67H161V69H162ZM173 67H174V66H173ZM216 67H217V66H216ZM24 68H25V70H23V71H25V74H27V75H28V73H30V72L33 71V69H32L33 66H32V68H30V67H28V66H27V67H24ZM24 68H23V69H24ZM26 68H27V70H28V68H29V69H32V70H30V72H27V71H26ZM37 68H38V67H37ZM44 68H43V70H45ZM62 68H60V69L63 71ZM83 68H84V69H83ZM87 68H88V69H87ZM89 68H90V70H89ZM98 68H99V69H98ZM126 68H127V67H126ZM163 68H164V67H163ZM176 68H177V67H176ZM191 68H192V67H191ZM202 68H203V67H202ZM231 68H232V67H231ZM34 69H35V67H34ZM38 69H39V68H38ZM38 69L35 70L34 72H32L33 75H34V73H36V71H38ZM49 69L51 70V68H49ZM57 69H55V70H57ZM104 69H103V70H104ZM113 69H115V72L111 71V73L113 72L112 74L116 73V70H117V69H119L120 72H121V70L123 69V71H124L125 68H121V67L119 68V67H117V69H116V68L113 67ZM113 69H111V70H113ZM157 69H158V68H157ZM165 69H166V68H164V71H165ZM168 69H169V68H168ZM216 69H217V68H216ZM55 70H54V72H53L54 75L56 74ZM68 70H70V69H67L66 71H64L63 74L61 73V76L59 77L60 80H61V78L63 79V75L66 73V74L64 75L65 82H63V83H66V81H67L66 86H64L65 84L63 85V83L60 84L61 82H60V80H58L59 84H60L61 86H62V85L64 86V87L62 86V88H61L62 91H63V88H64V91H66V89L69 90V89L71 88V87H70V84L68 85V81H69L68 78L66 79V77H68V76H66V75H68V73L71 72V71H68ZM75 70H73L72 73L75 72ZM85 70H86V71L88 70V72H90V73H89V74H88L87 72L85 73ZM91 70H94V72L91 71ZM166 70H167V69H166ZM230 70H231V69H230ZM40 71H42V69H40ZM40 71H38V72L40 73V74L38 73L39 75H41V72H40ZM45 71H46V70H45ZM45 71H44V72H45ZM52 71H53V70H52ZM52 71H51V72H52ZM67 71H68V72H67ZM109 71H110V70H109ZM127 71H128V69H127ZM127 71H125L124 73H126ZM131 71H132V70H131ZM131 71H130V72H131ZM146 71H147V70H146ZM164 71H162V72L165 74ZM168 71H169V70H168ZM168 71H166V72H168ZM174 71H176V70H174ZM174 71H173V72H174ZM246 71H247V70H246ZM246 71H245V72H246ZM19 72H20V73H19ZM26 72H27V73H26ZM44 72H42V74H44ZM51 72H50V73H51ZM60 72H61V71H60ZM60 72H59V70H57V74L60 73ZM79 72H77V74H78ZM91 72H92V73H91ZM97 72H98V71H97ZM117 72H118V70H117ZM134 72H135V71H134ZM147 72H148V71H147ZM118 73H119V72H118ZM118 73H117V75H118ZM127 73H128V72H127ZM145 73H146V72H145ZM148 73H149V72H148ZM156 73H157V71H156ZM221 73H222V72H221ZM25 74H24V75H25ZM38 74H37V75H38ZM45 74H46V73H45ZM45 74H44V75H45ZM57 74H56V75H57ZM83 74H81V75H83ZM122 74H123V72H122ZM128 74H129V73H128ZM128 74H127V76H129ZM177 74H178V73H177ZM239 74H240V73H239ZM27 75H25V77H26ZM35 75H36V74H35ZM46 75H47V77H49V75H50L49 72H47ZM46 75H45V77H46ZM59 75H60V74H58L57 77H58ZM72 75H73V74H72ZM74 75H75V74H74ZM78 75H80V73H79ZM115 75H116V74H115ZM117 75H116V77H117ZM131 75H132V72H131ZM152 75H153V74H152ZM166 75H167V74H166ZM168 75H169V72H168ZM168 75H167V76H168ZM182 75H183V74H182ZM11 76H12V77H11ZM31 76H32V75H31ZM31 76H30V74H29V77H28V78L30 79ZM52 76H53V75H50V77H52ZM90 76L93 77V78L91 79ZM108 76H109V75H108ZM108 76H107V77H108ZM111 76H112V75H111ZM133 76H135V75H133ZM164 76H165V75H164ZM247 76H248V75H247ZM10 77H11V78H10ZM32 77H33V76H32ZM36 77L39 78V76H36ZM47 77H46V78H47ZM53 77H54V76H53ZM114 77H115V76H112L113 79H114ZM125 77H126V75H125ZM148 77H149V76H148ZM150 77H151V76H150ZM156 77H157V76H156ZM250 77H251V76H250ZM252 77H253V76H252ZM43 78H44V77H43ZM54 78H56V77H54ZM59 78H57V79H59ZM94 78H95V79H94ZM132 78H133V77H132ZM161 78H162V77H161ZM164 78H165V77H164ZM173 78H174V76H173ZM175 78H176V76H175ZM177 78H178V77H177ZM198 78H199V77H198ZM18 79H19V78H17L16 81H18ZM22 79H21V80H22ZM25 79H26V78H25ZM25 79H24L23 81H25ZM29 79H28V80H29ZM32 79H33V78H32ZM32 79H31V80H32ZM41 79H42V76H41ZM41 79L38 80V81L40 82ZM69 79H70V76H69ZM76 79H75V81H76ZM85 79H86V78H85ZM107 79L109 80V78H107ZM115 79H116V78H115ZM115 79H114V82H115ZM118 79H119V76L117 77V80H118ZM165 79H166V78H165ZM169 79H170V78H169ZM180 79H181V78H180ZM180 79H179V80H180ZM19 80H20V79H19ZM31 80H30V81H31ZM43 80H44V79H43ZM47 80H48V79H47ZM52 80H53L52 83H54V84L57 83V82H54L55 79H53V78H50V79H49V82L52 81ZM78 80H80V81H78ZM81 80H82V81H81ZM163 80H164V79H163ZM171 80H172V79H171ZM26 81H27V80H26ZM36 81H37V80L35 79V82H36ZM62 81H64V80H62ZM72 81H73V80H72ZM75 81H73V82H71V83L74 84ZM102 81H103V82H102ZM109 81L113 82L112 79L109 80ZM144 81H145V80H144ZM172 81H173V80H172ZM177 81H178V80H177ZM13 82H15V83H13ZM19 82H21V85H22V84H26L25 82H22V81H19ZM33 82H34V81L32 80L31 83H33ZM35 82H34V85L37 83V82H36V83H35ZM39 82H38V83H39ZM42 82H43V81H42ZM105 82H106V80H105ZM107 82H108V81H107ZM114 82H113V83H114ZM116 82H118V81H116ZM116 82H115V84H117ZM124 82H125V81H124ZM151 82H152V81H151ZM167 82H168V81H167ZM40 83H41V82H40ZM98 83H99V82H98ZM120 83H121V82H120ZM179 83H180V82H179ZM47 84H49V83H47ZM47 84L44 83V85H46V87H45V91L48 90V88H47L48 85H47ZM50 84H51V83H50ZM54 84H53V86H54ZM122 84H124V83H122ZM150 84H151V83H150ZM153 84H154V82H153ZM166 84H167V83H166ZM168 84H169V83H168ZM175 84H176V82H175ZM175 84H174V85H175ZM186 84H187V83H186ZM34 85L31 84V86H34ZM51 85H52V84H51ZM55 85H57V86H55V87L52 86V87L54 88L52 92L54 93V90L57 88V90H56L57 92L55 91V92H56L55 94H57V96H58V94L60 95V93H61L62 91H61V89H60V91H59L58 88H60V87H59L58 84H55ZM67 85H68L69 87H67ZM77 85L79 86L78 83H77ZM84 85H86V86H85V89H86V87H87L88 92H87V90H84V88H82V86H84ZM99 85H100V84H99ZM111 85H112V84H111ZM12 86H13V85H12ZM22 86L24 87V85H22ZM78 86H77V87H78ZM91 86H93V84H92ZM91 86H90V87H91ZM96 86L99 87L98 85H96ZM106 86H107V85H106ZM108 86H109V85H108ZM117 86H119V85L117 84ZM117 86L115 85V87H117ZM115 87H113V88H114V89H113L112 86H111L110 89L112 88L113 91H114V90H115ZM119 87H120V86H119ZM125 87H126V85H125ZM130 87H131V86H130ZM173 87H174V86H173ZM173 87H172V88H173ZM175 87H176V86H175ZM178 87H179V86H178ZM235 87H236V86H235ZM235 87H234V88H235ZM13 88L15 89L16 87H13ZM72 88H75L74 85L72 86ZM79 88H80V87H79ZM14 89H12V91H13ZM33 89H34V90H33ZM46 89H47V90H46ZM49 89H50V88H49ZM106 89L108 90V88H106ZM106 89H105V90H106ZM112 89H111V91H110L109 93L112 92ZM121 89H123V87H121ZM17 90H18V89H17ZM68 90H67V91H68ZM70 90H71V89H70ZM74 90L77 91V89H74ZM81 90H83V91H81ZM92 90H93V91H92ZM96 90H97V91H96ZM103 90H104V89H103ZM105 90H104V91H105ZM48 91H51V89L48 90ZM72 91H73V89H72ZM84 91H85V92H84ZM115 91L118 92L117 90H115ZM13 92H14V91H13ZM73 92H74V91H73ZM77 92H78V91H77ZM83 92L85 93V95H86V92L89 93L92 97L90 96V97H91V98H90L89 95H87L88 97L86 96V98H85L84 96H82V95H84V94H82ZM124 92H125V91H124ZM124 92H123V93H124ZM126 92H128L127 89H126ZM163 92H164V91H163ZM163 92H162L161 94H163ZM25 93H27V92H25ZM28 93H27V95H28ZM69 93L71 94V92H67L68 97L71 96V95H69ZM104 93H108V92H104ZM104 93H102L101 96L104 95ZM114 93H115V92H113V94H114ZM120 93H121V92H120ZM120 93H119V94L117 93V94H118V97H121V96H119ZM129 93H130V92H129ZM156 93H157V92H156ZM166 93H167V92H166ZM36 94H37V93H36ZM50 94H51V93H50ZM65 94H66V92H65V93L63 92V94L61 93V96H59V97L61 98L62 95H63V99L61 98V101L64 100V101H62V105H64V106L62 107V105H61V107L59 108V109H60L59 113H57V115L55 116V115H53V114L50 112V114L53 115V119H54V117H56V118H55V119H56V122H55L56 124L54 123L55 119H54V121H52L53 119H50V125H51V122H53V123H52V125H53L52 127L56 126L58 123H60L61 125H64L65 123L63 124V122H65V121H67V123H68V120H65L66 118L68 119V117H69V116H68V117L66 116V114H67V110L70 111V108H75L74 106H78L79 103H80V105L82 106V103H83L82 101H81L82 103H81V102H79V103L76 102L77 105H76V103H74L75 101H73V100H74L73 97H76L75 94H74V96L72 95V98H73V99L71 98V100H70V97L67 98V95H65ZM76 94H79V93H76ZM98 94H97V95H98ZM126 94H127V93H126ZM133 94H134V93H133ZM169 94H170V93H169ZM237 94H238V93H237ZM37 95H38V94H37ZM95 95H94V97H95ZM105 95H106V94H105ZM109 95H110V94H109ZM122 95H123V94H122ZM124 95H125V94H124ZM124 95H123V96H124ZM131 95H132V91H131ZM131 95H130V96H131ZM40 96H43V95H40ZM45 96H46V95H45ZM45 96H44L43 98H45ZM49 96H52V94L49 95ZM53 96H55V95L53 94ZM106 96H108V95H106ZM110 96H111V95H110ZM116 96H117V95H115V98H118V97H116ZM128 96H129V95H128ZM132 96H134V95H132ZM152 96L155 97L156 95H152ZM65 97H66V99H68L67 101H66V99H64ZM108 97H109V96H108ZM113 97H114V96H113ZM17 98H18V97H17ZM48 98H49V97H48ZM48 98H47V99H48ZM55 98L58 99L57 97H52V100H53V99L55 100ZM77 98H75V99H77ZM89 98H90V99H89ZM100 98L102 99V97H100ZM111 98H112V96H111ZM125 98H127V97L125 96ZM125 98H124V99H125ZM128 98H129V97H128ZM128 98H127V99H128ZM167 98H168V97H167ZM187 98H188V97H187ZM14 99H16V101H15ZM28 99H29V98H28ZM47 99H46V100H47ZM97 99H98V97H97ZM101 99H99V100H100V101H103V100L105 99V97H103V100H101ZM106 99H107V98H106ZM108 99H109V98H108ZM108 99H107V100H108ZM119 99H121V98H119ZM119 99H118V100H119ZM159 99H161V98H159ZM42 100H45V99H42ZM109 100H110V99H109ZM111 100H112V99H111ZM122 100H123V99H122ZM133 100L136 101V99H133ZM156 100H157V99H156ZM161 100H162V99H161ZM28 101H29V102H28ZM39 101H40V100H39ZM48 101H50V100L48 99ZM56 101H58L59 104H57ZM69 101H71V103H74V105H73V107L69 106L70 108L68 109V105H69V103H70ZM72 101H73V102H72ZM77 101H78V100H77ZM97 101H98V100H97ZM120 101H121V100H120ZM163 101H164V100H163ZM185 101H186V100H185ZM10 102H11V103H10ZM35 102H34V105L36 104ZM42 102H44V101H42ZM103 102H105V101H103ZM107 102H108V101H107ZM125 102H126V101H125ZM128 102H129V101H128ZM154 102H155V101H154ZM40 103H41V101H40ZM44 103H46V102H44ZM44 103H42V104H44ZM63 103H64V104H63ZM94 103H97V102H96V99H95V101L93 102V104H94ZM105 103H106V102H105ZM130 103H131V102H130ZM134 103H135V102H134ZM156 103H157V102H156ZM161 103H162V102H161ZM10 104H11V105H10ZM23 104H21V105L25 108V106H24ZM38 104H39V102H38ZM38 104H37V105H38ZM52 104H53V103H52ZM52 104H51V105H52ZM54 104H55L56 106H57V105L60 106V104H61V103H60V99H59V100H55ZM84 104H83V105H84ZM86 104H85V105H86ZM91 104H92V103H91ZM98 104L100 105V104H102V103L98 102ZM98 104H94V105H97V106L99 107ZM29 105H28V106H29ZM44 105L47 106V104H44ZM44 105H42V106L45 108ZM55 105H54V107L57 109L58 106L56 107ZM66 105H67V110L65 109ZM160 105H161V104H160ZM42 106L40 105L41 109L38 108V107H37V109H36V108H35L36 105H35V107H33L32 110L35 108V110H37V112H38V109L42 110ZM52 107H53V106H52ZM52 107H51V108H52ZM54 107H53V109H54ZM93 107H94V106H93ZM93 107H92V108H93ZM98 107L95 106V108H98ZM100 107H101V106H100ZM100 107H99V108H100ZM120 107H121V106H120ZM24 108H23V110H24ZM79 108H80V106H78V109H79ZM83 108L85 109V107H83ZM92 108H91V109H92ZM107 108H108V107H107ZM131 108H132V107H131ZM19 109H20V110H19ZM25 109H26V108H25ZM46 109H47V107H46ZM53 109H52V110H53ZM59 109H58V110H59ZM62 109H65L66 114L64 113V111H63ZM102 109H103V108L101 107V110H102ZM109 109H110V108H109ZM27 110L29 111V109H27ZM43 110H44V109H43ZM52 110H50V111H52ZM71 110H73V109H71ZM74 110H76V109H74ZM82 110H83V109H82ZM85 110H86V109H85ZM87 110L89 111V109H87ZM97 110H98V109H97ZM97 110H95V112H97ZM117 110H118V109H117ZM12 111H13V112H12ZM24 111H25V110H24ZM46 111H48V110H46ZM61 111H62V113H61ZM83 111H84V110H83ZM83 111H80V112L83 113L84 118H86V117H85V115H86L85 112H87V111H84V112H83ZM33 112H34V111H30V113H32V114H33ZM53 112H54V111H53ZM80 112H79V114H81ZM89 112H91V111H89ZM98 112H100V110H99ZM19 113H17L18 116H19ZM22 113H25V112H21V115H20V116H22ZM41 113H42V112H41ZM46 113H47V112H46ZM54 113H55V112H54ZM70 113L72 114V113H75V112H71V111H70L68 114H70ZM84 113H85V114H84ZM117 113H118V112H117ZM32 114H29V116L32 115ZM37 114H38V113H37ZM42 114L44 115V113H42ZM47 114H48V113H47ZM47 114H46V115H47ZM79 114L76 113V115H79ZM95 114H96V113H95ZM102 114H104V113H102ZM27 115H28V114H27ZM27 115H26V116L24 115V116L27 117ZM35 115H36V114H34V116H35ZM52 115H51V117H52ZM76 115H75V116H76ZM99 115H100V114H99ZM104 115H105V114H104ZM10 116H12V117L10 118ZM24 116H22V117H24ZM40 116H41V115H40ZM44 116H45V115H44ZM48 116H50V115H48ZM57 116H58V118H60V120L57 119ZM64 116H65V117H64ZM75 116H74V114H73V117H74V118H75ZM79 116H80V115H79ZM95 116H97V115H95ZM102 116H103V115H102ZM16 117H17V116H16ZM16 117H15V118H16ZM22 117H21V118H22ZM36 117H37V116H36ZM76 117L78 118V116H76ZM88 117H90V115H89ZM88 117H87V118H88ZM93 117H94V116H93ZM18 118H19V117H18ZM21 118H20V119H21ZM34 118H35V117H34ZM39 118H40V117H39ZM41 118H42V117H41ZM81 118H82V117H81ZM81 118L79 117V119H81ZM90 118H91V117H90ZM96 118H97V117H96ZM96 118H95V121H96ZM28 119H29V118H28ZM35 119H36V118H35ZM69 119H70V118H69ZM97 119H99V117H98ZM101 119H102V118H101ZM29 120H30V119H29ZM29 120H28V121H29ZM31 120H34V119L31 117ZM45 120H49V117H48V119L46 118ZM45 120H43V121H45ZM57 120L60 121V122H58ZM82 120H83V119H82ZM84 120H85V119H84ZM84 120H83V121H84ZM16 121H17V119H16ZM35 121H36V120H35ZM35 121H34V123L36 124V126H39V125H37V123H36ZM61 121H62V122H61ZM80 121H81V120H79L78 122H80ZM85 121H86V120H85ZM97 121H98V120H97ZM97 121H96V124H97ZM100 121H101V120H100ZM11 122H12V121H11ZM14 122H15V121H14ZM19 122H20V121H19ZM32 122H33V121H32ZM37 122H38V120H37ZM74 122H76V121H73V120H72V123H74ZM88 122H90V121H88ZM262 122H263V121H262ZM39 123H41V122H39ZM39 123H38V124H39ZM67 123H66V125H67ZM69 123H70V122H69ZM85 123H86V122H84V124H85ZM126 123H127V122H126ZM263 123H264V122H263ZM11 124H13V123H11ZM15 124H17V123H15ZM19 124H20V123H19ZM21 124H22V123H21ZM30 124H31V123H30ZM46 124H47V123H46ZM76 124H79V123H76ZM80 124L82 125V121L80 122ZM89 124H91V123H89ZM89 124H87V125H89ZM92 124L94 125L93 122H92ZM100 124H101V123H100ZM103 124H104V123H103ZM260 124H261V123H260ZM40 125H41V124H40ZM42 125H43V123H42ZM42 125H41V126H42ZM48 125H49V124H48ZM48 125H47V126H48ZM50 125H49V126H50ZM68 125H69V124H68ZM70 125H71V124H70ZM70 125H69V126H70ZM258 125H259V124H258ZM261 125L264 126V124H261ZM31 126H33V125H31ZM34 126H35V125H34ZM36 126H35V129H36ZM47 126H46V127H47ZM64 126H65V125H64ZM69 126H68V127H69ZM73 126H75V124H74ZM73 126H72V127H73ZM95 126H96V125H95ZM259 126H260V125H259ZM11 127H12V126H11ZM72 127H70V129H67V131L70 132L69 130H71ZM76 127H78V126H76ZM84 127H85V126H84ZM84 127H83V128H84ZM89 127H91V126H89ZM93 127H94V126H93ZM98 127H100V126H98ZM102 127H103V126H102ZM261 127H262V126H261ZM261 127H260V128H261ZM12 128H13V127H12ZM15 128H16V127H15ZM29 128H30V126H29ZM29 128H28V129H29ZM50 128H51V127H50ZM55 128H56V127H55ZM63 128H64V127H63ZM63 128H62V129H63ZM78 128L80 129V127H78ZM94 128H95V127H94ZM94 128H93V129H94ZM100 128H101V127H100ZM106 128H107V127H106ZM48 129H49V128H48ZM56 129H58V130H62V129H59V127L56 128ZM56 129H55V130H56ZM96 129H98V128H96ZM96 129H95V130H96ZM102 129L105 130L104 128H102ZM39 130H40V129H39ZM52 130H53V131L49 130L50 132H52V133H50V139L53 138V135L56 136V134L59 132V131H58V132L55 134L54 128H53ZM72 130H74V129H72ZM262 130H263V129H262ZM10 131H11V132H10ZM35 131H36V130H35ZM35 131L33 130L32 132H35ZM74 131L76 132V130H74ZM85 131H87V130H85ZM99 131H100V130H99ZM32 132H31V133H32ZM88 132H90V131L88 130ZM92 132H93V131H92ZM92 132H91V133H92ZM94 132H95V131H94ZM96 132H97V130H96ZM36 133H38V132H36ZM39 133H40V132H39ZM53 133H54V134H53ZM70 133H71V132H70ZM78 133H79V132H78ZM101 133H102V132H101ZM105 133H106V132H105ZM33 134H35V133H33ZM72 134H73V133H72ZM72 134H71V135H72ZM30 135H31V134H30ZM60 135H61L62 138H64V139L67 138L66 128H65L64 131L59 132V135L57 134L58 138H59ZM68 135H69V134H68ZM71 135H70V136H71ZM73 135H74V134H73ZM73 135H72V137H73ZM78 135H80V134H78ZM27 136H28V135H27ZM27 136H26V137H27ZM31 136H32V135H31ZM31 136H30V137H31ZM33 136H34V135H33ZM33 136H32V137H33ZM51 136H52V137H51ZM57 136H56V137H57ZM74 136H75V135H74ZM80 136H81V135H80ZM88 136H89V135H88ZM17 137H18V136H17ZM17 137H16V140H19V138H17ZM35 137H36V141H37V144H38V140H39V139H37V136H35ZM41 137H42V139H43V136H41ZM48 137H49V136H48ZM56 137L54 138V140H56ZM77 137H78V136H77ZM77 137L74 138V139H77ZM60 138H61V137H60ZM60 138H59V142L62 143V141H65V140H62V138H61V139H60ZM79 138H80V137H79ZM79 138H78V139H79ZM85 138H86V137H84L83 139H85ZM145 138H146V137H145ZM31 139H32V138H31ZM68 139H69V138H68ZM68 139H67V140H68ZM83 139H82V141H83ZM95 139H96V138H95ZM140 139H142V138H140ZM14 140H15V139H14ZM16 140H15V141H16ZM43 140H44V139H43ZM60 140H61V141H60ZM143 140H144V139H143ZM153 140H154V138H153ZM78 141H79V140H78ZM78 141H77V142H78ZM80 141H81V140H80ZM94 141H95V140H94ZM96 141H97V140H96ZM12 142H14V141H12ZM66 142H68V141H66ZM84 142H86V140L83 141V143H84ZM91 142H93V139H92ZM98 142H100V141H98ZM4 143H3V144H4ZM39 143H41V142L39 141ZM68 143H69V142H68ZM70 143H71V142H70ZM75 143H76V142H75ZM79 143H80V142H79ZM81 143H82V142H81ZM86 143H87V142H86ZM89 143H90V142H89ZM94 143L97 144L96 142H94ZM106 143H107V142H106ZM137 143H138V142H137ZM14 144H15V143H14ZM99 144H102V143H98V145H99ZM0 145H2V142L0 143ZM38 145H39V144H38ZM45 145H46V143H43V147H44ZM62 145H63V144H62ZM66 145H68V144H66ZM71 145H72V144H71ZM82 145H83V144H82ZM93 145H94V144H93ZM15 146H16V145H15ZM46 146H47V145H46ZM75 146H77V145H75ZM101 146H102V145H101ZM108 146H110V145H108ZM263 146H264V145H263ZM48 147H49V146H48ZM48 147H46V151H47V150H51V151H52V149L56 148V146H52V147H54V148H52V147L50 146L52 149H51V148L47 149ZM60 147H61V146H60ZM68 147H70V146H68ZM89 147H90V146H89ZM91 147H92V145H91ZM133 147H134V149L136 148V146H133ZM0 148H1L0 151H1V155H2V157H0V158H1V159H0V163H2V166H3L4 168H6L7 172H8V171L10 172V171H11V169H10L11 166H10V165H15V166H16V164H12L14 161H13L12 163H10V161H12V160H10V158H12V157L10 156V154H16V152H15V153H10V150H12L13 148H8L7 145H4V146L2 145ZM22 148H23V147H21V149H22ZM39 148H40V145H39ZM44 148H45V147H44ZM61 148H62V147H61ZM61 148H60V150H61ZM66 148H67V146H66ZM16 149H17V148H16ZM25 149H26V148H25ZM25 149L23 148L22 150L24 151ZM57 149H59V148H57ZM74 149H76V148L74 147ZM78 149H79V147H78ZM89 149L91 150V148H89ZM101 149H102V148H101ZM104 149H105V148H104ZM106 149H107V148H106ZM129 149H130V148H129ZM132 149H133V148H132ZM132 149H131V150H132ZM22 150H21V152L24 153ZM26 150H27V149H26ZM55 150H56V149H55ZM55 150H53V152H55ZM65 150H66V149L64 148V151H65ZM80 150H81V149H80ZM82 150L84 151V149H82ZM82 150H81V151H82ZM121 150H122V149H121ZM14 151H15V150H14ZM43 151H45V150L43 149ZM64 151H63V152H64ZM86 151H87V150H86ZM122 151H123V150H122ZM166 151H167V150H166ZM4 152L6 153V155L4 154ZM47 152L49 153L50 151H47ZM47 152L44 154L45 156H46ZM59 152H60V151H59ZM59 152H57V153H59ZM66 152H67V151H66ZM74 152H75V150H74ZM76 152H77V151H76ZM117 152H118V151H117ZM120 152H121V151H120ZM17 153H18V154H17L18 156L21 155V157H22V156L24 157V155H23V154H20L19 151H18ZM27 153H28V152L26 151L25 154L28 155ZM30 153H31V152H30ZM30 153H29V156H30V155H33V153H32V154H30ZM50 153L52 154V156L54 155L52 152H50ZM57 153H56V154H57ZM61 153H62V152H61ZM68 153H71V152H68ZM85 153H86V152H85ZM105 153H106V152H105ZM105 153H104V154H105ZM62 154H63V153H62ZM62 154H61V155H62ZM92 154H93V153H92ZM110 154H111V153H110ZM118 154H119V153H118ZM121 154H122V153H121ZM17 155H16V156L13 155V156L17 157ZM26 155H25V157H26V159H27L26 161H28L29 157L27 158ZM37 155H38V154H37ZM47 155H48V154H47ZM59 155H60V153H59ZM66 155H67V154H66ZM66 155H65V156H66ZM75 155H76V154H75ZM77 155H79V153H78ZM150 155H151L150 157H154L152 154H150ZM33 156H34V155H33ZM33 156H32V158H33ZM38 156H40V155H38ZM38 156H34V157L39 158ZM48 156H51V155H48ZM52 156H51V157H52ZM54 156H55V155H54ZM54 156H53V157H54ZM72 156H73V155H72ZM106 156L108 157V154H107ZM51 157H48V158H51ZM56 157H57V156H56ZM62 157H63V156H62ZM66 157H67V156H66ZM85 157H87V156H85ZM102 157H103V156H102ZM104 157H105V155H104ZM109 157H110V156H109ZM32 158H31V159H32ZM37 158H34V159L38 160ZM45 158H46V157H45ZM59 158H60V157H59ZM64 158H65V157H63V159H64ZM75 158H76V157H75ZM12 159H14V158H12ZM42 159H43V158H42ZM54 159H55V157H54ZM60 159H61V158H60ZM66 159H67V158H66ZM73 159H74V158H73ZM79 159H80V158H79ZM89 159H90V158H89ZM147 159L150 160L151 158H147ZM156 159H158L157 156H156ZM16 160H17V158H16ZM36 160H30V161H34V162L36 163ZM39 160H40V159H39ZM45 160H47V158H46ZM51 160H52V158H51ZM56 160H57V159H56ZM82 160H84V159H82ZM82 160H81V161H82ZM100 160H101V159H100ZM103 160H104V159H103ZM106 160H107V159H106ZM109 160H110V159H109ZM109 160H108V162H109ZM119 160H120V159H119ZM42 161H44V160H42ZM48 161H49V160H47L48 165L51 164V163L48 162ZM57 161H58V160H57ZM90 161H91V159H90ZM96 161H97V160H96ZM96 161H95V163H96ZM150 161L153 162L152 159H151ZM37 162L39 163V161H37ZM63 162H64V161H63ZM71 162H72V161H71ZM73 162H74V161H73ZM101 162H102V161H101ZM105 162H106V161L104 160V163H103L104 165H105ZM156 162H157V161H156ZM27 163L31 164V162H27ZM40 163H41V162H40ZM40 163H39V164H40ZM47 163H46V161H45V164H47ZM58 163H59V161H58ZM61 163H62V162H61ZM61 163H60V164H61ZM89 163H90V162H89ZM99 163H100V162H99ZM60 164H57V165H60ZM72 164H73V163H72ZM100 165L103 166L101 163H100ZM2 166H0V167H1L0 170H2V172L0 171V174L2 173V174H1L2 176L0 175V179H4V178H5V175H6V174L4 173V171H3L4 168H3ZM15 166H14V167H11V168H14V169H15ZM31 166H33V163H32ZM36 166H38V164H37ZM40 166H41V164H40ZM64 166L66 167V165H64ZM71 166H72V165H71ZM77 166H78V165H77ZM92 166H93V165H92ZM106 166H107V164H106ZM110 166H111V165H110ZM25 167H26V169H28L27 166H24V169H25ZM29 167H30V165H29ZM47 167H48V166H47ZM90 167H91V166H90ZM21 168H22V167H21ZM32 168H34V167H32ZM49 168H50V167H49ZM49 168H48V169H49ZM59 168H60V167H59ZM72 168H73V167H72ZM76 168H77V167H76ZM88 168H89V166H88ZM91 168H93V167H91ZM102 168H103V173H104V167H102ZM102 168H101V169H102ZM107 168L110 169L109 167H107ZM17 169H18V168H17ZM36 169H39V168L37 167ZM42 169L45 170L46 168L43 167ZM48 169H46L47 174H48V172H49V174H50V171H52V170L49 169L50 171H48ZM65 169H66V168H65ZM65 169H64V170H65ZM84 169H85V168H84ZM29 170H32V171H33V169H31V168H29ZM66 170H67V169H66ZM66 170H65V171H66ZM90 170L92 171V169H90ZM114 170H115V169H114ZM14 171H16V173H19L20 170L18 169V172H17V170H14ZM37 171H38V170H37ZM39 171H40V169H39ZM101 171H102V170H101ZM34 172H35V168H34ZM34 172H33V173H34ZM80 172H81V171H80ZM89 172H90V171H89ZM14 173H15V172H14ZM36 173H37V174H38V173H42V171H41V172H36ZM36 173H34L33 175H36ZM43 173H44V172H43ZM43 173H42V175H44ZM60 173H61V172H60ZM65 173H66V172H65ZM65 173H64V174H65ZM71 173H72V172H71ZM103 173H102V174H103ZM117 173H118V172H117ZM119 173H120V172H119ZM157 173L160 174L161 172H157ZM19 174H20V173H19ZM62 174H63V173H62ZM67 174H68V173H67ZM73 174H74V173H73ZM96 174H97V171H96ZM111 174H112V173H111ZM162 174H163V173H162ZM45 175H46V174H45ZM69 175H70V174H69ZM93 175H94V174H93ZM114 175H115V172H114ZM144 175H145V174H143V176H144ZM18 176H19V175H18ZM38 176H39V174H38ZM48 176H49V175H48ZM52 176H53V175H52ZM81 176H82V175H81ZM99 176H100V175H99ZM116 176H117V174H116ZM116 176H115V177H116ZM123 176H124V178H125V175H123ZM129 176H132V175H128V177H129ZM134 176H137V173H135ZM134 176H133V177H134ZM160 176H163V175L160 174ZM160 176L158 175V177H160ZM27 177H28V176H27ZM27 177H26V178H27ZM39 177H40V176H39ZM46 177H47V176H46ZM50 177H51V174H50ZM68 177H69V176H68ZM85 177H88V176H85ZM90 177H92V176L90 175ZM90 177H88V178L90 179ZM96 177H98V176H96ZM100 177H101V176H100ZM100 177H99V179H101ZM102 177H103V176H102ZM115 177L113 178L114 180L116 179ZM126 177H127V176H126ZM133 177H131V178L133 179ZM156 177H157V176H156ZM164 177H165V175H164ZM173 177H174V176H173ZM218 177H219V176H218ZM221 177H222V175H221ZM8 178H10V177H8ZM57 178H59V177H57ZM61 178H62V177H61ZM61 178H60V179H61ZM111 178H112V177H111ZM121 178H122V177H120V179H121ZM136 178L139 179L140 177L137 176ZM136 178H135V179H136ZM142 178H143V177H142ZM144 178H147V177H144ZM166 178H167V177H166ZM183 178H184V177H183ZM219 178H220V177H219ZM219 178H218V179H219ZM12 179H14V178H12ZM12 179L10 178L11 181H12ZM40 179H41V177H40ZM54 179H55V176H54ZM60 179H59V180H60ZM63 179H64V178H63ZM73 179H74V178H73ZM77 179H78V178H77ZM95 179H96V178H95ZM105 179H106V178H105ZM128 179L130 180V177L127 178V180H128ZM137 179H136V180H137ZM157 179H158V178H157ZM167 179H168V178H167ZM171 179H172V178H171ZM174 179H175V178H174ZM188 179H190V178H188ZM191 179H192V178H191ZM6 180H8V179L6 178ZM25 180H26V179H25ZM66 180H67V179H66ZM66 180H65V181H66ZM84 180H85V179H84ZM86 180H88V179H86ZM90 180H94V178H93V179H90ZM90 180H89V181H90ZM106 180H108V179H106ZM114 180H113V181H114ZM121 180H123V178H122ZM127 180H126V181H127ZM136 180H135V181H136ZM175 180H176V179H175ZM175 180H174V181H175ZM178 180H179V179H178ZM182 180H183V179H182ZM185 180L188 181L187 179H185ZM194 180H195V179H194ZM4 181H5V180H4ZM28 181H30V179H29ZM28 181H26V183H27ZM73 181H74V180H73ZM95 181H96V180H95ZM95 181H94V182H95ZM101 181L104 182L105 180L102 179ZM116 181H117V180H116ZM123 181H124V180H123ZM123 181H121V182L123 183ZM158 181H160V180H158ZM172 181H173V180H172ZM180 181H181V180H180ZM1 182H2V181H0V183H1ZM5 182H7V181H5ZM5 182H4V183H5ZM13 182H16V181H12V182H10V183H13ZM30 182H31V181H30ZM30 182L28 183L29 185H31ZM75 182H76V181H75ZM81 182H84V181H81ZM86 182H87V181H86ZM106 182H107V181H106ZM114 182H115V181H114ZM129 182H132V180H130ZM138 182H140V181H138ZM165 182H167V183L169 182V183H170V180H168V181L166 180ZM181 182H182V181H181ZM191 182H192V180H191ZM8 183H9V182H8ZM19 183H20V181H19ZM34 183H35V182H34ZM71 183H73V182H71ZM90 183H91V182H90ZM90 183H89V186H90ZM116 183H118V182H116ZM134 183H135V182H134ZM169 183H168V184H169ZM195 183H196V182H195ZM1 184H2V183H1ZM32 184H33V183H32ZM45 184H46L45 182H44V184H41V183H40V186H41V185L45 186ZM80 184H81V183H80ZM98 184H99V182H98ZM100 184H101V183H100ZM103 184H104V183H103ZM138 184H139V183H138ZM168 184H167V185H168ZM174 184L176 185L175 182H174ZM174 184H173V185H174ZM7 185H8V184H7ZM11 185H12V184H11ZM16 185H18V183H16ZM16 185H12V186H15V188H17L18 186L16 187ZM29 185H28V186H29ZM38 185H39V184H38ZM38 185H37V186H38ZM74 185H75V184H74ZM74 185H73V186H74ZM86 185H88V184H86ZM105 185H106V184H105ZM132 185H133V183H132ZM136 185H137V184H136ZM169 185H171V184H169ZM169 185H168V186H169ZM173 185H171V187H173ZM175 185H174V186H175ZM178 185H179V184H177V186H178ZM180 185H181V188H182L181 190H183L185 184L183 185V183H181ZM188 185H190V183H188ZM188 185L186 186V188L189 189ZM2 186H3V184L0 185V187H2ZM8 186H10V185H8ZM12 186H10V187H12ZM40 186H38V187H40ZM78 186H79V185H78ZM81 186H82V185H81ZM91 186H93V187H91V189L95 187V185H91ZM98 186H101V185H98ZM106 186H107V185H106ZM133 186H134V185H133ZM182 186H183V187H182ZM191 186H192V185H191ZM26 187H27V184H26ZM33 187H35V186L33 185ZM114 187H115V186H114ZM114 187H113V188H114ZM117 187H118V186H117ZM117 187H116V188H117ZM169 187H170V186H169ZM175 187H176V186H175ZM197 187H198V186H197ZM15 188H13V189L11 188V189L13 190V194H14V190H15ZM30 188H31V186H30ZM81 188H82V187H81ZM87 188H88V186H87ZM87 188H86V190H87ZM98 188H99V187H98ZM11 189H9V191H10ZM19 189H20V188H19ZM21 189H22V188H21ZM37 189H38V188H37ZM74 189H75V188H74ZM74 189H73V191H74ZM91 189H89V192H91ZM95 189H96V188H95ZM104 189H105V188H104ZM114 189H115V188H114ZM188 189H187V190H188ZM191 189H192V190H189L190 193H191V191H192V192L194 191V190H193V187H191ZM194 189L197 190V188H194ZM0 190H1V188H0ZM16 190H17V189H16ZM30 190H32V189H30ZM34 190H35V189H34ZM34 190H33V192H34ZM39 190H40V189H39ZM39 190H38V191H39ZM59 190H60V189H59ZM75 190H76V189H75ZM82 190H83V189H82ZM84 190H85V189H84ZM99 190H100V189H99ZM110 190H111V189H110ZM184 190H185V189H184ZM1 191H3L2 194H0L1 196H2L3 194H6V193L4 192V191H5V188H3V190H1ZM6 191H8V190H6ZM22 191H23V190H22ZM36 191H37V190H36ZM77 191H78V190H77ZM112 191H113V190H112ZM177 191H178V190H177ZM15 192H17V191H15ZM50 192H53V191L51 190ZM55 192L57 193V190H55ZM78 192H81V191H78ZM87 192H88V190H87ZM94 192H95V191H94ZM175 192H176V191H175ZM179 192H180V191H179ZM179 192H178V194H179ZM182 192H183V191H182ZM34 193H35V192H34ZM36 193H37V192H36ZM36 193H35V195H36ZM40 193H41V191H40L39 193H37V195L40 194ZM56 193H55V194H56ZM85 193H86V192H85ZM92 193H93V192H92ZM171 193H172V192H171ZM173 193H174V192H173ZM183 193L186 194L185 191H184ZM190 193H187L188 196H189ZM196 193H197V191H196ZM8 194H11V192H8ZM16 194H18V193H16ZM55 194H54V195H55ZM63 194H64V193H63ZM176 194H177V193H176ZM194 194H195V193H194ZM25 195H27V193L24 194V196H25ZM45 195H46V194H45ZM45 195H43V197H44ZM59 195H60V194H59ZM73 195H74V193H73ZM78 195H79V193H78ZM89 195H90V193H89ZM181 195H182V194H180V196H181ZM183 195H184V194H183ZM192 195H193V193H192ZM192 195H190V196H191V197H196V196H197V194H195V196H194V195L192 196ZM9 196H10V195L2 196V197H7V198H5V201H0V202L4 203V202L7 201L6 199L9 200V198H8ZM12 196H13V195H12ZM14 196H15V195H14ZM21 196H22V195H21ZM38 196H39V195H38ZM49 196H50V193H49ZM90 196H91V195H90ZM170 196H171V195H170ZM176 196H177V195H176ZM185 196H186V195H185ZM188 196H186V197H188ZM27 197H28V196H27ZM55 197H56V196H55ZM76 197H77V196H76ZM80 197H81V196L79 195V198H80ZM178 197H179V196H178ZM183 197H184V196H183ZM183 197H182L183 200L186 199L185 197H184V198H183ZM11 198H12V197H11ZM34 198H35V197H34ZM49 198H50V197H49ZM58 198H59V197H58ZM81 198H82V197H81ZM81 198H80V199H81ZM83 198H84V197H83ZM85 198L88 199L87 194H86ZM92 198H93V196H92ZM92 198L90 197V199H92ZM179 198H181V197H179ZM3 199H4V198H3ZM3 199H1V200H3ZM21 199H22V198H21ZM23 199H25V198H23ZM31 199H32V198H31ZM52 199H53V198H52ZM87 199H86V201H87ZM182 199H181V200H182ZM32 200H33V199H32ZM35 200H36V199H35ZM42 200H43V198H42ZM42 200H41V201H42ZM45 200H48V199L45 198ZM88 200H89V199H88ZM181 200L178 201V204H179V202H180ZM183 200H182L181 202H183ZM9 201H12V200H9ZM51 201H52V200H51ZM84 201H85V199H84ZM84 201H83V202H84ZM91 201H92V200H91ZM74 202H77V201L75 200ZM80 202H81V204H82V201H80ZM80 202H79V203H80ZM42 203H43V202H42ZM47 203H49V202H47ZM62 203H63V202H61V204H62ZM71 203H72V201H71ZM77 203H78V202H77ZM86 203H87V202H86ZM86 203H85V204H86ZM88 203H89V202H88ZM95 203H97V202H95ZM95 203H94V204H95ZM81 204H79V205H81ZM94 204L91 205L92 208H94V207L96 206V205L94 206ZM180 204H181V203H180ZM180 204H179V205H180ZM193 204H194V203H193ZM1 205H2V204H1ZM43 205H45V203H44ZM71 205H72V204H71ZM181 205H182V204H181ZM191 205H192V204H191ZM191 205H189L190 208H191ZM194 205H195V204H194ZM194 205H192V208H191L192 210H195V208H193ZM7 206H8V205H7ZM45 206H46V205H45ZM66 206H67V205H66ZM66 206H64V207H66ZM72 206H73V205H72ZM87 206H88V205H87ZM197 206H198V204H197ZM197 206H196V207H197ZM0 207H2V206H0ZM48 207H49V206H48ZM194 207H195V206H194ZM12 208H13V207H12ZM50 208H51V207H50ZM76 208H77V205H76ZM92 208H91V209H92ZM95 208H96V207H95ZM104 208H106V207H104ZM104 208H103V209H104ZM198 208H199V207H198ZM198 208L196 209V212H197V210H199ZM10 209H11V208H10ZM44 209H45V208H44ZM51 209H52V208H51ZM79 209H80V208H79ZM82 209H83V208H82ZM86 209H87V207L85 208V210H86ZM96 209H97V208H96ZM109 209H110V208H109ZM12 210H13V209H12ZM45 210H46V209H45ZM93 210L96 212L95 209H93ZM99 210H100V209H99ZM1 211H2V210H1ZM6 211H8V210H6ZM13 211H14V210H13ZM75 211H76V210H75ZM86 211L89 212L88 210H86ZM86 211H85V215H86V213H87ZM90 211H91V210H90ZM101 211H102V210H101ZM189 211H190V209H189ZM73 212H74V211H73ZM107 212H108V208H107ZM111 212H112V211H111ZM111 212H109V215L112 214ZM0 213H2V212H0ZM4 213H5V212H4ZM82 213H84V211L81 212L80 214H82ZM99 213H100V212H99ZM105 213H106V212H105ZM161 213L163 214V212H161ZM182 213L185 214V212H182ZM187 213H189V212L187 211ZM191 213L194 214L193 211L190 212L189 214H191ZM74 214H76V213H74ZM74 214H73V218H75V217H74V216H75ZM80 214H79V212H78V215H80ZM87 214H88V213H87ZM93 214H95V213H93ZM93 214H92V215H93ZM97 214H98V212H97ZM162 214H161V215H162ZM167 214H168V217H169V213H167ZM167 214H163V216H162V217H163L162 220L164 219V217H165V220H166V217H167V216H165V215H167ZM9 215H10V213H9ZM83 215H84V214H83ZM85 215H84V216L80 215L79 217H81V216L84 217V218H85V217H88L87 215H86V216H85ZM88 215H90V214H88ZM6 216L8 217V215H6ZM99 216H100V215H99ZM107 216H108V215H107ZM170 216H171V213H170ZM174 216H175V215H174ZM174 216H171V218H173ZM185 216L188 217V215L185 214V215H184V218H185ZM1 217H2V216H1ZM89 217H91V216H89ZM92 217H93V216H92ZM95 217H96V216H95ZM100 217L102 218V216H100ZM108 217H110V216H108ZM108 217H106V218H108ZM168 217H167V218H168ZM77 218H78V217H77ZM77 218H76V219H77ZM103 218H104V216H103ZM106 218H105V219H106ZM177 218H178V217H177ZM177 218H176V219H177ZM85 219H86V218H85ZM95 219H96V218H94V220H95ZM79 220H80V219H79ZM88 220L91 221L92 223H94L92 220H90V218H89ZM88 220H87V221H88ZM101 220H102V219H101ZM165 220H163V221H165ZM169 220H170V218H169ZM172 220H173V219L170 220V223H169V224H168L169 221L166 222V227L164 226L165 229L167 228L166 230L171 229V228H168L167 225H172V224H171V221H172ZM174 220H175V219H174ZM82 221H83V219L81 220V222H82ZM109 221H112V220H109ZM175 221H176V223H177V222L179 221V218H178V221H177V220H175ZM2 222H3V221H2ZM81 222H80V223H81ZM91 222H89V223H91ZM95 222H96V221H95ZM106 222H107V221H106ZM179 222H180V223H179ZM179 222H178L179 225L184 224V223H181L182 220L179 221ZM76 223H77V220H76ZM76 223H75V224H76ZM98 223H101V222L99 221ZM98 223H96V224H98ZM102 223H104V222H102ZM102 223H101V224H102ZM160 223H162V221H161ZM176 223H173V225H174V228L176 227V228H178V229L180 230L179 232H181V228H183V227H184V229H182V232H183V230H184V231L187 230V229H186L187 227L185 228L186 225L181 227V226H179V225L177 226ZM83 224H84V223H83ZM104 224H105V223H104ZM163 224H165V223L163 222ZM163 224H162V225H163ZM175 224H176V225H175ZM76 225H77V224H76ZM81 225H82V223H81ZM86 225H87V224H86ZM173 225L171 226V227H172V229H171L172 231L174 230V229H173ZM79 226H80V225H79ZM101 226H102V225H101ZM77 227H78V226H77ZM83 227H85V224L83 225ZM97 227H99V226H97ZM106 227H107V226H106ZM160 227H161V226H160ZM162 227H163V226H162ZM162 227H161V229H162ZM196 227H197V226H195V229H194V230H196ZM93 228H94V226H93ZM99 228H100V227H99ZM99 228H98V229H99ZM102 228H103V227H101V229H102ZM75 229H76V228H75ZM101 229H100V230H101ZM178 229H177V230L175 229V230L178 231ZM191 229L193 230V227L190 228V229H188L186 232H188V234H189V231H190ZM73 230H74V229H73ZM163 230H164V229H163ZM166 230H165L164 232H166ZM77 231H79V230H77ZM176 231H175V232H176ZM186 232H183V233H182L183 236H184V233L186 234ZM194 232H195V231H194ZM77 233H78V232H76V234H77ZM79 233H81V232H79ZM166 233H167L166 235L169 234V237H170V236L172 237V234L169 233V230H168V232H166ZM173 233H174V232H173ZM178 234H181V233H178ZM188 234H186V235H188ZM190 234H191V235H190ZM190 234L188 235V237H189V236L191 237V236L193 235L192 232H191ZM194 234H195V233H194ZM73 235H74V234H73ZM76 236H77V235H76ZM171 237H170V238H171ZM190 237H189V238H190ZM192 237H194V235H193ZM70 238H71V237H70ZM78 240H80V239L78 238ZM76 241H77V240H76ZM2 250H3V249H1V251H2ZM1 251H0V252H1ZM173 252H174V251H173ZM192 252H194V251H192ZM178 253H180V252H178ZM178 253H177V251H175L174 254H177L175 257L177 258V256H179V257L181 258V255H182V254L180 253L181 255H178ZM188 253H189V251H188ZM190 253H191V252H190ZM1 254H2V253H1ZM172 255H173V253H172ZM179 257H178V258H179ZM2 258L5 259V258H7V257H4V256H3ZM2 258H0V259H2ZM6 260H8V259H6ZM179 260H180V259H179ZM4 261H5V260H4ZM4 261L1 260L0 263L3 264L2 262H4ZM5 262H6V261H5ZM5 262H4V263H5ZM188 263H189V262H188ZM190 264H191V263H190Z\"/></svg>",
    "mask_w": 264,
    "mask_h": 264
}]
</instances>
